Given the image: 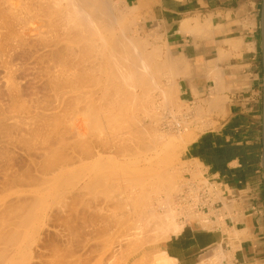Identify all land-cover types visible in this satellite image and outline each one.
Here are the masks:
<instances>
[{
  "label": "rangeland",
  "instance_id": "374dc122",
  "mask_svg": "<svg viewBox=\"0 0 264 264\" xmlns=\"http://www.w3.org/2000/svg\"><path fill=\"white\" fill-rule=\"evenodd\" d=\"M44 1H40V0H30L28 2V0H20V2H21L20 3L19 0H18V2H19L18 3L17 0H0V208L2 209V210L0 209V212L1 213L3 212L5 214L6 212L9 213V211H10L12 213V214L9 213V217L7 215L8 213H6L5 216H4V214H1L0 213L1 214L0 215V219H1L0 221L3 222V223H0V225H1L0 228L3 227V229H4V230L3 229H0V234H1V236H3L6 239V241L8 240V242H6V243H9V241L11 240L10 238H13L12 236L13 235L15 236V233L18 234L20 232L19 229H21L22 233L24 231L23 228L25 227L24 229H26L25 232L23 233L24 234L23 236H22V233H21V235L19 233L13 239L14 242L12 240V241H10L9 244H7V245H11L12 242L15 243V240L18 241V243L12 244L13 245L12 247H14L15 245L18 244L17 246L14 247V250H13V248L11 246H9V247L12 248L11 250L7 246H6L7 247L6 248L5 247V245H6L5 239H3V237L2 238L0 237V241H1L0 242L1 243L0 244L1 245V247H0V253L1 252H5L6 251L5 249H7V252H9L8 251V249H9L11 252L14 253L13 254V253L10 252L9 255H7V252L6 253H2V254H0V256L2 255L0 257V259L3 256H5V255L8 257L7 259L5 258L6 259L5 260L6 262H4L1 259V261H3L4 264L5 263L6 264L7 263L9 264V262L7 260H9L11 256L13 258L12 260H10V263L11 264H94V262L96 261V259H98V261H100V262H101V260L103 261V259L99 260V258H98V256H100L102 254L105 257L108 256V255L111 256V257H109V259L112 258L113 260H115L114 261V264H115L117 261H118V263H120V256L122 255V251H123V249H125V247H123L122 250H119V249L122 246H125L126 245L125 242H127L128 246L127 245L126 246L128 248H129V246H133L134 247V245H138V248L135 246L137 248V250H136L135 247H134L135 249L133 247H131V248H133L132 250H136V253L133 252L135 254H131V256L128 255V257H126L127 256L126 253H127V251L129 252L131 249L130 250L128 248H127L128 250L125 249L126 250V253H125V251H123V256L126 257V259H125L124 257L121 256L123 258V259H121L124 262V263L122 262L123 264H130V263L132 264V260L134 258L136 259V262H134L135 259L133 261L134 264L135 263L136 264H140L143 261L144 262L142 264H147V263L152 264V263H150V261L151 262L154 261L155 264H160L158 260H157L158 263H156L157 262L156 259L152 257V256H154V254H152L150 252V254H152V256H150V254H149L148 255L149 257H148L147 256V253H145V252H149V250H152L153 252H155V254L156 253L160 254L161 248H163V246H164V242L171 235H173V233H170L169 232L168 237L166 239H164L162 242H159L158 240L157 241L155 240V237L154 236H157L159 234L160 230L159 229H158L159 231L157 230L158 234L156 233V230L151 231L153 228H155L156 225L155 224H152L150 222V220H152V222H154V223H156L157 221H153V220H155V218L154 219H150V217L148 216V215H151V214H149L150 213L149 212L150 211V207H151L149 205H151L152 203L155 206L158 205V204L159 205L161 204L160 206H158L160 208L162 206V209H160V211L163 212V213H167L166 212V211H168L167 208H171V205L174 204L172 206L173 208H175V212L173 213V214H175L174 215V218L177 220V222L179 224H181L183 226L186 222H189V221L192 222L193 220L195 221V219H197V220L200 219L201 220L204 217H206V219H207V216L203 213V210H205L207 208V206L210 204L209 202L216 203V200L220 196H222L221 192L219 191L220 192L219 193L218 190H217V192L219 193L218 198H217V194L218 193L216 191H214V193H213V191H211V192L208 191L207 192L206 190H204L205 191L203 193V197L204 198L202 196H200L198 193L202 189V186H204V184H208V186H209V184H211L210 181L208 180L207 177H204L203 176V170L200 167V164H198L197 162H195V164L193 165V167L188 168V167H186V163L182 161V151L185 148V146L182 147V145L186 142L187 136H190L192 134V136L196 137L198 134L202 133L206 129L211 128V125L212 124L208 123L207 118L205 116L207 114H209L210 111H212V110H211V108L205 110V108L202 107V106H199L197 108H193V105H189V104H187V105H180V104L177 103L178 100H177L176 92H175V88H174L175 77L176 76L174 74H172L173 61H172V59L170 57V54L168 53V50L166 48V45L163 42H161L159 34L154 33L153 30L144 28L142 26V24H141V19L139 18V16L137 14H135V12L133 11V9L132 8H128L126 6H123L122 3L119 0H103L104 4L107 5V11H108V13L110 15L113 14L112 16H119V17L121 16L122 17L120 19L121 22L119 21L121 23V25L123 24L122 21L126 20V21H124L125 22L124 25L126 27H130L128 29L129 30H132V32H133V33H131V31L129 32L128 29H127V32H128L127 34L129 36H134L136 38L138 37L137 39H140L139 41L142 43V45L145 48L146 52H150V53L153 52L154 53L153 54V57H152V62L151 63L152 64L154 63V65H156V66L158 65L157 69L159 71H158V76H157V74H155L156 77H155L154 80L157 81V82L155 81L156 82V85L154 83H152L155 86L153 85V87L152 86L151 87H152V89L154 87H157V89L154 88V90H156V91L149 90L148 92H150V96H149L148 92L144 91L145 93H147V95L150 98L152 97V99H151L152 103H150V101H149L150 99H149L148 96H147L148 98L147 97H146V99L144 98V96H145L144 94L145 93L143 94L144 95L143 97H141L140 95H138V96H140L141 98H144L147 102L150 103V104L149 103H145L143 105V108L141 109V111H143V112L146 110L144 113H147V114H144L143 112L141 113V111L139 110L140 108L138 107L139 106L138 103L141 102V100H142L141 98H139V99H141L140 102H139V99H138V101L136 100L137 103L135 104V107L138 108L139 111L136 108H134V111L133 112L130 109L131 110L130 113H132V114H136L137 113L136 116L137 115L141 116V118H140L139 116L136 117L134 115V117H136L135 119H137V118L139 119V121H138L139 126L141 125V127H143V124L145 126H148L150 124V126H149L150 128H147V129H149L151 131V133L153 131L155 132V131L158 130L159 132L157 131L156 132V135L154 133H152V134H154L157 137V139H159V141H160V138H162L161 139L162 142H165L167 140L168 141L169 140H172L175 143V147H174V149L172 150V153H171V155H172L171 156V159L169 160V162L171 163V164L169 163V165H170V167L172 166V168H173V169L171 168V170H173L171 172L173 173L172 175H174V176L170 175V178H167L166 181H167V187H168V183L170 181H173V184L174 185H172V182H171V185L169 184V187L170 188L172 187L171 189H174L176 187V189L172 191L171 189L167 188L170 192L168 191L167 192L168 194H166V193L164 194L163 192H165L166 190L165 191H163V190L165 188H163L160 185V183L159 184L157 183L158 186H155L154 187V184H156V183H154L151 186H152L153 189L158 188L156 190V192L155 191H153L151 193H150V191H149V193L146 192V191L149 190V185H150L149 181L152 182L151 180L156 178L155 175H156V173L158 174V172L162 169L163 163L162 162H161L162 164L159 163V161L157 160L158 158L156 160L154 159L155 161L152 160V163L151 162L149 163L154 168L152 167V169H149L147 167L148 162L146 161V163H145L144 160L142 159L145 156H148V155L150 156V155H153L154 154V150L152 148V145L148 144L149 143V141H148L149 139L147 140L145 138L146 139L145 140L143 138L145 140V141L144 140L143 141L144 142H147L146 143L147 146H145V144H144V147L142 149L141 146H142L143 143L140 144V142L137 141V144H136V142H135L136 139L134 140V138H133V141L136 144L135 145L136 148H135V147L132 146V144L134 145V142L131 140V137L129 136L131 133H129V135H128V132H127V134H125V132H126L125 129H122L121 131L118 132V133L121 132L122 136H121V134L120 135L119 134H116L117 136L118 135L120 136V138L118 136L119 139L117 138V136L115 134H113V136H110L112 134H109L110 131L108 130L109 132H106V136L107 137H103V141L105 140L104 138H107V139L110 138V141L114 139L112 142H109L108 148L111 146L110 147L111 149H113L114 147H115L114 149H116L117 148V144H120L119 146H122L121 144L124 143L125 146H129L128 149L133 148V149H131L133 151V153H129V152H131V150L128 153L126 151L125 154L123 153L124 151H121V153H119L118 150H121V147H120V149H117L116 153L114 152L116 156L114 155V158L113 157L111 158L110 154L113 155L111 152L112 151H115V150L113 149L111 151V149L109 148V150L111 151L110 152V151H108L106 149L107 148L106 147V145H107V139H106V143L104 142L105 143L104 149H106L107 152L104 150L105 153H103L104 155L102 154V156L105 159V165L107 166V169H105L106 166L104 167V164L102 166H100V164L98 166H94V165L91 164L93 166L91 168L93 171H90L91 169L89 167H88V171L89 172L88 171H82L84 168L82 169L79 165L82 166V164L86 163L87 161L89 162L90 160L92 161V159H93V158H90V159H85L84 160L82 158V156L86 152V151H84L86 149V146L90 143V145H91L90 149L91 150L90 149H87V150H90V152L92 151V153H94V152L97 153L99 151V148L101 150V148L103 147V144H104L103 143L102 144V147H101V145H100V143H102L101 142V140H102L101 135L104 132H102V133L99 132L98 133L99 134V137L101 138V140L100 139L98 140V137H97L98 134L97 133H96V137L97 138L95 136L93 137V134L94 133L91 130V128H89L90 125H89L88 128H89V130L92 131L93 134H91L90 131L87 132V130L85 128H87L88 123H87V125H85V120L87 122V119H86L87 117H86V115L84 113V108H83V111H81L82 110L81 105L80 106L79 105L77 106L76 103L74 104V102L76 100L75 101H73V100L76 99L77 97H79L78 94H80V97L83 99V97L81 96L83 94L81 92H83L85 90L88 91L89 89L91 90V92H90L91 95H94L95 94L94 96L96 97V95H98V94L95 93V91L93 92V88L91 89L90 86H88L89 89H86L87 86H86V88L83 87V85H85L86 81L85 82H83V81L82 82L81 81L78 82L77 81V83H79V87H78V84L77 83H76L77 85L74 83L76 81L75 79H77V78H75L74 75L77 74L78 75L77 77L79 78V75L84 71V69H81L76 74H74L75 73V69L76 70L79 69V68H77V66L79 67V64H77V60L79 58H82V60H83V57L85 56V54L81 53L82 50H79V47L80 46H78V44L81 45V43H78L79 40L77 39L78 37H76L77 34L75 33L76 35L74 37V33L72 31L69 32L67 36H69L71 34L74 39L71 36H69V37L66 36V38H70L71 37L72 39L71 38L69 40L68 39H66V40L63 39L64 37H62V34H60V33H62V31L64 32L65 30L68 32V30L67 29L63 30L66 27V25H64L65 24L64 20L62 21V18L58 14L59 8L57 9L58 6H55L56 1L55 0H50L51 2H53L54 5L52 3H51L52 5H51L50 2H48L49 4H47ZM110 1H112V2H110ZM38 2H39V4H38ZM34 3H36L38 6H36ZM41 3H42L43 6L41 5ZM60 3H61L62 6L65 5V1L64 0H62ZM20 5H21V7H20ZM45 5H47V6H45ZM52 6H55V7H53V10L57 9L56 12L59 15V18L61 20L58 19L57 14L55 16L53 15L55 17V19L54 18L52 19V16H51V19L54 20V22H56V24L53 22V24L51 23V25H50L49 24L50 22L49 23L47 22V20H46L47 18H45V20H44V17L45 16L47 17V14H46L47 12H52L51 11ZM111 8L113 9V11H112ZM9 9H11V10L9 11ZM108 9H110L112 11V13ZM40 10L43 11V15L46 14V15H44V17H42V15H41L42 12ZM53 12L56 13L55 11H53ZM118 13H120L122 15H120V14L118 15ZM49 19H48V21H49ZM57 19L62 22L61 23L59 21V23L63 24V26L60 25V27L62 26L61 27L62 29H59L60 27H59V24L57 23L58 21H55ZM127 20H128V22L131 21L130 26H127L126 25V24H129L127 22ZM119 22L117 23V25H115L116 23H114L113 24L114 27L112 26L110 29H108L109 26L106 27V29H108L109 31L107 30L108 32H105L106 31L105 30V26L102 27V24H104L103 21H102L101 22L102 24L101 23L100 24L98 23L103 28L102 32H100V31L99 32L100 33H103L104 32V34H107V33L109 34L110 32L111 33H116L117 31L119 32V28L121 30V25H120ZM46 24L48 25V27H47ZM57 24H58L57 28L58 27L59 28L57 29L55 27L56 28V31H55L54 26H56ZM40 25H41V27H40ZM52 25H54V26H52ZM99 25H97L98 28L100 27ZM119 25H120V27H119ZM131 25H132V27H131ZM52 27L54 28L51 31L53 33H51L49 31V29L51 30ZM100 29L101 28H99V30ZM116 29H117V31H116ZM57 31H59L58 33L60 35L57 33ZM49 32L52 35L47 34ZM56 34H58L59 39H58V37L56 38V36H57ZM51 36L52 37L54 36V37L52 38ZM61 37H62L63 41L60 39ZM96 37H98V36H96ZM47 39H49V40H47ZM52 39H55V40L53 41ZM73 40H75L76 42L75 43H72ZM52 41L54 42V44H52L53 43ZM68 41H71V43H72V46L71 47H73V48H74L75 44L77 45L75 47H77V49H78V51H76V52L77 53L79 52V54H80L79 55V58L77 56L78 54H75L76 53L75 51H73L75 53L70 54V51L73 49V48L71 49V47H69L70 51L67 52L68 54L67 53L64 54V51H65L64 49L66 48V46H65L66 45V42H67L68 45L69 44L71 45V43L68 42ZM55 42H56V45H55ZM60 43H61V45H60ZM46 45H47V47H46ZM51 46H52V49H50ZM64 46H65V48L63 49L62 47H64ZM67 48H66V51H67ZM81 48L82 47H80V49ZM61 49L64 50V51L62 52ZM75 50H76V48H75ZM48 51L54 57L53 56L50 57ZM52 52L54 54H52ZM61 52H62V54L60 55ZM56 53H58V54H56ZM81 54H83V57H82ZM59 55L62 58L61 57L59 58L58 57ZM65 55L69 59H67L65 57ZM70 55H73V56L70 57ZM87 55H88V57L90 56V54H87ZM87 55L84 57V60L83 61H81V59H79L80 60L79 62L80 63L82 62V64L84 66H85L86 63L87 64L89 63L87 61L89 60V58H92V56H93V55H91V57L88 58ZM94 55L95 56H93V58L94 57H98V56H96L97 54L94 53ZM55 57H56L57 61L54 60ZM63 58H64V61H63L64 64L65 63H68L70 61L69 66L72 63H73L72 66H74V64L75 65L77 64L76 65V68L74 69V67L70 66V67H72V69H71L67 65L68 68L66 69V67H65L66 64L64 66L63 63H62L63 64V66H62L63 68H61V66L60 67L57 66L59 64L58 62L61 63ZM66 59H67V61H66ZM94 59H96V58H94ZM52 61H53L54 64H55V61H56V65L55 66H53L54 64L52 65ZM73 61H75V63ZM62 64H59V65H62ZM164 64L168 66V67L166 66L167 69H166V67L164 68ZM80 66H81V64H80ZM84 66H83V68H85ZM153 66H151L150 68H152ZM55 67H57V68H55ZM155 67L152 68L153 71H154V68ZM58 68L60 69V73L59 74H58V72H59V69ZM68 69H70V70H68ZM157 69L155 68V71ZM71 70H72V72L74 71L73 73L71 72L72 74L70 73ZM55 71H58V72H55ZM65 71H67V73L66 74H63V73H65ZM52 73H53V75L55 74L54 77H53V75H51ZM83 73L81 74V77L80 78H82V76L84 75V76H86V77H84V79L86 78V80H87V78H88L87 73L88 72L85 71V73L84 74ZM67 74L68 75H71L70 77H74V79L69 78ZM63 75H66L67 77L64 76V78H62ZM159 75L161 77H159ZM58 77H59V80H58ZM60 77H61V79H60ZM53 78H54V80H53ZM66 78H67V80H69L68 82L71 83V79L74 82L71 83V84H69L68 82H66L67 81ZM156 78H159V79L157 80ZM56 80H58L59 82L57 83ZM49 81H51V83ZM54 81H56V82H54ZM60 81H62V82H60ZM160 81L162 82V84H160L161 83ZM52 82H53V84H52ZM54 83H56V84H54ZM50 84H52V85H50ZM74 84H75V88L76 87L78 88V89H76V91L77 90H80V93L78 91L77 92L75 91V93L73 92L74 91V87H72L71 85H74ZM80 84L82 85L83 88L80 87L81 86ZM63 86H66V87L63 88ZM70 86H71V89H73L72 92L70 91ZM158 86H159V88L161 87L160 88L161 91L164 90L163 88L165 87V92H166L165 94L167 95L168 101L164 98V95H165L164 92L163 93L162 92H159L160 90H159ZM138 89L139 88H137V91H136L137 93H140V91H143L141 89H139L140 90L139 91ZM86 91L83 92V93H85V95L87 93L90 94L89 92L86 93ZM62 92H66V93L63 94ZM156 92H157L158 95H156ZM76 93H78V94L75 95ZM152 94H153V96H152ZM57 95H60L61 98H60V96H57ZM85 95H83V96H85ZM88 96H90V95H88ZM155 96H157V97H155ZM68 97L70 99H68ZM73 97H75V98H73ZM65 98H67L68 101ZM81 98H79V99H81ZM89 98L90 97L85 98L87 100H84V99L83 100L87 102ZM79 99H77V100H79ZM82 99L79 100L80 102L77 101V103L83 104L82 103V101H83ZM71 100H72V102H70V104H68V102L71 101ZM145 100H143V101L146 102ZM154 100H156L157 103ZM64 102L68 104V105L66 104V109H65V106H64L65 105ZM86 102L83 105H86ZM160 102H162V103L164 102L163 103V106H161L162 104ZM72 103H73V106L71 105ZM142 104H140V107H142L141 106ZM83 105H82V107H83ZM222 105L224 106L221 109L223 111V113L227 112L226 111V110H228L227 98H222V100H221V106ZM68 106H72L71 107L72 109L69 108ZM147 106H149V107L147 108ZM158 106H159V108H158ZM78 107L81 108V109L78 110L77 109ZM133 107H134V104H133ZM156 109H157V112H156ZM65 111H66V113H64ZM155 112L158 113V114H156ZM61 113H63L64 115L61 114ZM79 113H81V115ZM82 114H84L85 116L82 115ZM53 115L54 116L57 115L56 118ZM62 115L64 116L63 119L65 118L64 121L62 120ZM71 115L74 116V117H72ZM158 115H159V117L157 118ZM148 116H149V118L152 116L155 119H152V117H151L150 118L151 120H150V119H148ZM67 117H69V118H67ZM70 117H71V119L73 118L72 121H70L72 124L68 122L69 120H71ZM53 118L56 119L55 120L56 123H54L55 121H54ZM57 119H61V120H57ZM81 119H83L84 121L81 120ZM61 121H63V122H61ZM145 121L147 122L146 124H148V125L145 124ZM177 121H179V124H180L179 129L173 128V124L176 123ZM52 122L54 123V125L55 124L56 125L54 126ZM64 122H66V124ZM68 125H70V126L68 127ZM145 126H144V128H145ZM74 128L77 129V131L78 130L79 131L78 132L75 131ZM80 128H82L84 131L82 129H80ZM153 128H154V130H152ZM57 129H59V131ZM123 130H125V131H123ZM67 131L68 132L69 131L70 132L72 131V134H75V136L78 133V136H79V134H80V136L79 137L78 136L75 137L74 135H72L71 133H68ZM73 131H75V132H73ZM129 131L131 132V130H129ZM123 132H124V134H123ZM82 133L84 134L83 135L84 137H87L86 138L87 139L86 141H83L85 139H84V137H81L82 136ZM57 134H59L60 136L63 134L62 137L64 136L65 139H66V141H65V139H62ZM51 135H53V137H51ZM69 135H71V136H69ZM114 135H115V138H114ZM125 135H127L128 137L125 136ZM88 136L89 137L91 136L93 138L90 139ZM124 136L127 137V139L130 138V140L133 143L130 144L131 143L130 140L127 142V139L124 138ZM50 137L54 141L52 139H50ZM54 137L55 138L57 137V138L55 139ZM72 137H73V139H72ZM132 137H133V134H132ZM45 138H46V141H45ZM60 138H61V140H60ZM67 138H69L70 140L67 139ZM76 138L81 141V143H76V146H78L80 148L81 144L84 145V148L85 149L82 148L83 145L81 146V148H82L81 150L84 149L83 150L84 151L83 152L84 154H82V155H80L82 153V152H80L81 151L80 149H79L80 151L77 150L78 148L75 150L74 143L76 141L79 142ZM80 138H83V140H81ZM94 138H96L100 143L97 142V140H95ZM43 139H44V141H43ZM122 139L124 141L126 139V142H123ZM58 140H60V141H58ZM62 140H64L65 142L62 141ZM88 140H89V142H88ZM115 140H116V142L118 141L120 143H118V142L116 143ZM120 140H122V143H121ZM48 141H50V142H48ZM56 142H58V143H56ZM114 142L116 144H114ZM59 143H60V145H59ZM64 143H66L68 146L66 144H65L66 146H63ZM68 143H72V144H70L71 146H69ZM110 143H113L114 144V147ZM126 143L129 144V145H126ZM42 144H44L43 146H45L46 148H43L42 147ZM77 144H79V145H77ZM47 145L52 146V147L55 145L52 149H50L51 151L52 150H55V152L54 151L51 152L49 150V148H51V147H49ZM90 145H88V146H90ZM60 146H63V148L60 147ZM88 146H87V148H88ZM138 146L141 147L142 150L140 149V147H139V149L142 152L141 151L138 152V150H136V149H138ZM64 147L66 148L64 151H67L66 154H65L64 151H62V149H64ZM146 148H149L148 151L145 150ZM46 150H48V151H46ZM56 150H59V151H56ZM59 152L60 153L61 152L64 153L66 155L65 158H69L70 156H73L74 155L73 156L74 159L79 154V157H81L83 160L82 159H79V157L77 159L78 161L77 160H72L73 158L70 157L71 158L70 159V162L71 163H69L70 165H68L67 163L69 162V159L64 160V158H63V160H62L61 157L64 154L61 153V156H59V157L57 156V158H59L62 161V164L65 165L64 166L65 168L64 167L61 168L63 166L61 164V162H60V164L62 166L61 167H58V166H60V164H58V166H57V163L56 162H58V161L55 162L54 159L55 160H58L55 157H56V155ZM48 153L51 154V155H49ZM60 153L58 155H60ZM67 153H68V155H67ZM99 153H100V151H99ZM144 153H145V155H144ZM44 154H46L48 156V158H45L46 156H44ZM53 154H54L55 157H53ZM105 154H109V155H105ZM120 154L122 156L123 155H129V156H123V158H122V156ZM131 154H134L136 156L133 155L134 156L133 157ZM162 155H163V153L160 154V156H162ZM67 156H69V157H67ZM105 156H106V158H105ZM107 156H108V161L110 160L109 157L112 159V160H110V162H109L110 164L109 165H108V163L106 164V162H107L106 161ZM130 156H132V158L135 161ZM83 157L85 158L86 157V154ZM136 157L138 158L139 161H138L137 164L136 163L134 164V162H136V160H137V159H135ZM158 157H159V155H158ZM124 158H125V160H124ZM127 158L128 159H132L133 163L130 162V164H129V162L126 161ZM79 160H81V162H79ZM72 161H74L75 164H73L74 162L72 163ZM113 161L115 163H113ZM124 161H125V163H123ZM156 161H158V163ZM46 162H48V163L50 162L49 165ZM51 162L54 163V164L56 163V165H54L55 167H57V168H55L56 171H55L54 168H52L54 171L51 169V171H53V172H51L49 169H46V168H49L50 167V164H52ZM154 162H155V164H153ZM112 163L115 164V166H112L113 165ZM43 164L45 166H42ZM140 164L144 165L143 169H145V166H146V169L148 168V170H149V171L147 170L148 173H145L144 174V172H147V171L146 170H143L142 169V165H140ZM119 165H120V167H119ZM121 166H123V167H121ZM134 166H137L136 167L137 169L139 167V169L141 171L142 170L143 171L141 172L138 169L140 172L137 171V174H135V170H137V169H135ZM140 166H141V168H140ZM78 167H80V168H78ZM129 167H133V168L130 169ZM155 167H156V169L159 168V170L158 169L156 170ZM95 168L98 171H95ZM98 168L99 169L100 168L101 169H105V170H101L100 169V171H99ZM123 169L124 170L126 169L127 172L126 171L124 172ZM132 169H134V172H133ZM153 169H155L153 172L157 171V172H155V174H153V172H152ZM46 170H47V172H46ZM48 170L51 173H48L49 172ZM121 170H123V171H121ZM131 170H132V173H130V174L132 176H136V177H138L139 179H142V180L144 178V181L142 183V181L140 182V180L137 178L136 179L137 182L139 181L138 185L140 183H142V186L141 187L140 186H135L136 189H138V191H137V193H136L135 196H132L131 198L126 197L128 199H131V201H130L131 203L130 202H127V201L125 202L126 204L128 203L127 206H128V210L129 211L127 210V206L125 207V209H126V211L130 212V214L129 213H125V211H123V212H124V216H126V215H130L131 216V217L129 216L130 217V219H129V218H126L128 216L124 217L121 214H119L120 211H121L122 206L123 205L125 206V204L122 205V203H124L123 196L122 197H121V195L120 196H116V197H119V198L121 197L123 199V200H121V202L119 201L121 198L118 199L119 203H121V207L118 206L120 204H114V203H117L116 202L117 200H115L116 198L114 199V197H115V195L117 193L119 194V192H117V190L119 189V187H118L119 184H120L119 186H121V189L118 190V191H120V194L123 195V193L126 192L127 195H128L129 189L134 185L133 184L134 183L133 180H130L131 179V177H130L131 175L129 174V171H131ZM150 170H151L152 174H151ZM74 171H75V173L73 174ZM77 171L79 172V174H78ZM107 171L110 174H111V172L115 171V174H116V172H118L120 175L123 172V173H125V175L123 174V175L119 176L118 174H116L117 176H119L117 178L119 180V184H117L118 181H117V179H114V178H116V176H114V172L112 173L113 175L109 176V174L107 173ZM85 172H87V173H85ZM92 172L93 173H97L98 176H99V174L100 175H105L107 173L105 175V177H107V178H104V181L106 180L105 183L107 182L106 185L108 184L107 187H106V189L110 185L108 182H112L114 184V187H113V185H110V186L113 187L114 192L116 191L115 192L116 194L113 197V199L115 200V202L113 204L115 206L114 205H113L114 207L110 206V207H112L111 209H109L110 207L108 209L106 208V206L108 205V203H105L107 205H105V208L104 209H103V207L100 204L102 201L104 202L107 199H108V202H109V196L110 195L112 196L114 194L113 191L109 190V189H111V187L108 188L109 192H108V190H107V192L110 193V191H111L113 194L112 193L111 194H108L107 193L108 195L105 194L106 193L105 190L102 192L101 189H105L103 187L96 188V190H101V194H99L100 192L97 191L98 192L97 193L96 190L92 189V190L95 191V192L92 191L93 192L92 193L93 194V197L94 198L97 197V199H93V197H91L92 196L91 194H90V196L89 195L88 196L86 195L88 193H91V191H90L91 188L90 189H86V191H84L85 190V188H84V190H83L84 192L83 191L80 192L78 190L79 189L78 187L84 182V181L82 182V180H85L86 179L85 182H87V178L88 177L91 178V175L90 174H93ZM138 172L140 173V175L142 174L143 176H140L138 174ZM67 173L68 174L69 173L70 174L72 173L73 174V175L71 174L72 177L70 175H68ZM76 174L78 176H76V178H75L74 175H76ZM85 174H87V175H85ZM126 174H128L130 176L127 175V177H126ZM150 174H151V176H148ZM83 175H84V177H83ZM97 175L94 174L92 178H94V176L96 177ZM145 176H148L149 179H151V178L152 179L149 180L148 177H145ZM52 177L54 179H52ZM68 177L70 178V180H69ZM112 177H113V179H114L115 182L112 181L113 180V179H111ZM66 178L68 180H66ZM90 178H88V179L90 180ZM122 178L124 180H125V178L126 179L127 178H130L129 180L133 182V183L131 182L132 183V186L130 185L131 183L129 182L130 183V184H128L129 187H124V186H128L127 185V180L125 182L126 183V185H125V183H123L124 180ZM158 178L159 177H157V179H155V180H158ZM60 179L62 181H64V183H62V182L60 183L59 182ZM77 179H79V180H77ZM147 180H149V181H147ZM155 180H154V182H155ZM116 181H117V183H116ZM74 182H76V183H74ZM145 182H148L149 184L146 185ZM58 183H59V185H58ZM72 183H74V184H72ZM64 184H67V185H64ZM175 184H176V186H175ZM159 185L162 187V189L160 188ZM72 186H74V187H72ZM55 187H58V188H55ZM81 187H82V185H81ZM178 187L179 188L181 187L179 189L180 191H178ZM82 188L80 190H82ZM126 188L127 189L129 188L128 189V192L126 191L127 190ZM145 188H147V190ZM152 188H150V189L153 190ZM141 189H142V191H144L143 189H145L146 191H144V192H146V193L143 194V192L141 191ZM72 190H73V195H75V196H72V194H71ZM74 190H77V192L79 191L81 194L84 193L86 196H84V194L82 196H80L81 194L79 192H78L79 194H76V192H74ZM87 190H89L90 192L89 191L87 192ZM121 190H123V191L121 192ZM59 192H61V193L59 194ZM206 192H207V195L209 194V197H210L208 199V201H204L205 195H206L205 193ZM20 193H21V195H20ZM126 193H124V195H126ZM139 193H140V195H139ZM215 193H216V195H215ZM145 194H147L149 196H146ZM187 194H189V195H187ZM210 194L212 196H214L213 199H212V196ZM35 195L38 197L39 201L42 199V201H40L42 205L39 204L40 203L39 201H38V203L36 202V200H38V199L35 198L36 197ZM76 195H79L80 199L81 198L82 199H81V201L79 199H77V204L79 206H76V205H74V206L79 207V209L76 208V207H74L75 210L73 209L74 210L73 211V210H71V208L73 207V202H76V200L74 201L72 198L73 197L77 198ZM144 195H145V198H144ZM176 195L177 196L179 195V199L177 198ZM40 196L41 197L43 196V198H41ZM137 196H138V198H137ZM175 196H176V198H174ZM192 196L193 197L195 196V197L193 198ZM133 197H135V199ZM172 197L174 199H172ZM91 198L94 201L96 200L94 202L95 203L94 204L95 206H97L96 204H98V202H99V204L101 206L100 208L103 209L100 212V209L98 207L101 216L100 215L98 216L99 212H97L98 211L97 208L92 205L93 204V202H92L93 200H90ZM168 198L170 200H172L173 203L172 202H171V204H170V202L168 203V201H167ZM23 199H25L27 202H25V200L22 201ZM128 199H126V200H128ZM132 199L135 202L134 201L132 202ZM29 200L32 201V202H29ZM33 200H35L34 203H36V204H33ZM111 200L112 199H110V201ZM114 200H112L111 202H113ZM86 201H89V202H86ZM90 201L92 203L91 204H88V205H90L92 207H88L85 204V202L86 203H90ZM138 201L140 203H142V201H143V204L142 205H143V209L144 210L143 209H140L142 206L140 204H138ZM160 201H162V202L165 201L164 203L165 204L167 203L168 204V207H167V204L165 206V204L164 203H160ZM201 201L202 202L204 201V204L202 203L203 206H202V204H200ZM78 202H81L82 205L80 203H78ZM149 202H151V203H149ZM16 203H18V205L20 204V206H17ZM23 203H24V206L25 207L22 206ZM129 203L130 204L134 203V205L133 204L131 205L132 209H131V207H129ZM144 203H145V205H144ZM13 204H15L16 206L14 207ZM102 204L104 205V203H102ZM111 204L109 203V205H111ZM137 204H138V207H136ZM5 205H7V206L5 207ZM10 205H12V207ZM34 205H36L37 211H36V207H35V209L32 208ZM189 205L192 206V207H189ZM80 206H82V209L83 210H85L83 208L84 206H87L89 209L90 208L91 209H90V211H89V209H88V211H83ZM116 206H118V209H116ZM17 207H19L18 209L20 211L17 210ZM87 207H85V208H87ZM184 207H186V208H184ZM187 207H189V208H187ZM6 208L9 209V210L7 211ZM13 208L15 209L14 210L15 213H18V214H15V216H14V213H13ZM22 208H23V210H22ZM29 208H30V210H35L34 212H35L36 215H38V217H36L35 220H33L32 223H30L33 227L30 224H29V226H24V227H23V225L20 226V223H22V222H20L21 220L27 221L26 219H23V217H21L22 218L21 219L20 216H23L24 215L23 213H25V214L27 213L26 212V209H27L28 214H29V212H30V210H28ZM113 208L116 211L119 210V212L117 211L116 213H118V215H121V216H118L117 215L118 217H121L120 220H119V218L115 214L113 215V213L115 212V211L113 212V210H112ZM137 208H138V210L140 209V210H143L144 212L141 211L142 212L141 213L140 210H139V213H134V212H137L138 211V210H136ZM181 208L184 209V210H182ZM5 209H6V211H5ZM10 209H12V210H10ZM77 209H78V211H77ZM146 209L147 210L149 209L148 212H147ZM179 209H181V210H179ZM188 209H189V212L192 209L193 210L192 213H189V212L186 213L188 211ZM109 210H112V211L110 212ZM122 210H124V209H122ZM75 211H77V215H76ZM20 212L22 213L21 215H20ZM79 212L83 215V217H82V215ZM168 212H171V211H168ZM177 212H179V213L177 214ZM181 212H182V215H181ZM183 212H185V213H183ZM196 212H198V213H196ZM78 213L81 216H78L79 215ZM96 213H98V214H96ZM10 214H11V217L12 216H14V217L11 218L10 217ZM28 214H26V215H28ZM131 214L133 215L134 218L132 217ZM16 215H18V216H16ZM26 215H25L24 218H26ZM74 215H76L77 217L74 216ZM105 215L110 216V220H109V217H107L108 220L106 218H104ZM143 215H144V217H142ZM145 216L147 218L149 217L148 218V220L150 222L149 224L150 225L152 224L153 227H151L152 225L150 226L148 223L142 225V223H144V220L146 219ZM3 217H5L7 219L9 218V219L7 220V219H4ZM116 217H117V219H118L117 221L119 223H121V221H124V219H126V220L129 219L127 222H131V221L134 220L133 224L137 223V224H139V226L142 225L141 226V229L142 230L140 232L141 234L144 233L143 227L147 225L146 226L147 228L146 227L145 228H146V230L149 228L148 229L149 230V233H148L149 235H153V233H156V234L153 235L154 239L151 238L152 236H149L151 238V239H149V237H147L148 236L147 231H145L144 235L146 234L147 236L146 235L145 236L143 235V238H142V236L139 234V237L141 236L140 238H142L141 240H143V242L145 241L144 238L146 237V242L141 247L136 242H135V244L133 243L134 244L133 245L132 244V241L130 242L131 239L129 240V238L131 237V235H129V233L131 232V229H129V227H128V226H130V223H128V226H127L126 225L127 222L125 220L124 223H121V225H122V227H121V225L117 221L113 220V221H115L117 223V225L119 226V228L121 227L119 229L117 225L112 224L111 218L112 219H116ZM122 217L124 218L123 220H122ZM139 217H141L142 219L139 220ZM13 218L15 219V221H14ZM16 218L17 219L20 218L21 220H17ZM77 218H79V219H77ZM33 219H34V217H33ZM135 220H137V221L138 220L139 221L142 220V221L141 222H137V221L135 222ZM148 220H147V222H148ZM9 222H10V224H9ZM15 222H17V223H15ZM11 223L13 224V226L11 225ZM23 223L25 225V222L24 221H23ZM145 223H146V220H145ZM133 224H131V225H133ZM208 224L205 225V226L206 227L207 226L210 227L209 225H211L212 223H210L209 225ZM9 225H10V227H9ZM14 225L17 226V228ZM18 225H19V227H18ZM123 225L126 227V229L128 228V230H126ZM202 226H204V225H202ZM6 227H7V230L8 231L5 230ZM14 228H16V229L14 230ZM35 228H36V232H35ZM150 228H152V229L150 230ZM9 229L11 231H9ZM121 229L123 231L125 229V232L123 233V231ZM155 229H157V228H155ZM32 230H34L35 233L32 232ZM114 230H115V232H114ZM117 230H119V231L117 232ZM3 231L6 232V233H4ZM14 231H16V232L13 233ZM28 231H31L32 233L31 232H28ZM126 231H127V233H126ZM8 232H10L9 234L11 236V237L9 236V239H8V236L5 237L6 235H9ZM27 233H29V234L26 235ZM117 233H119L118 235H120L119 236L120 238L119 237H115V235L117 236ZM120 233H122L124 235L126 234V235L124 236V235H122ZM160 234H161V232H160ZM19 235L22 236V237H20L21 239H23V237H24L25 240L24 239L23 240H17V238H18ZM113 235L116 238V241L119 238L118 241L120 243L122 241V243L124 245H122V243L121 244H118L119 242H116V244L121 245V246L120 247L119 246L115 247L116 244H115V242L113 243L114 240H112L113 238H111V237H113ZM121 235L123 237H121ZM126 236H128L129 238H127ZM27 237H28V239H27ZM157 237H156V239H157ZM20 238H18V239H20ZM32 238H33V240H32ZM30 239H31L32 242L30 241ZM111 240H112V242H111ZM123 240H124V242H123ZM147 240H150L151 242H149ZM153 240H155V242ZM105 241H106V243H105ZM25 242L27 244L26 245L27 248L25 247ZM128 242H130V243H128ZM2 243H4V244H2ZM104 243H105V246H104ZM22 244H24V246H22ZM29 245H30V247H29ZM113 245H114V247H112ZM21 246L24 247V248H22ZM28 247L30 249H28ZM101 247L105 248V250H103V248H101ZM2 249H4V250L1 251ZM16 249H17V251L15 252ZM24 249H25V254L27 253V256L24 254V251H23ZM27 249H28V252L26 251ZM112 249L115 250V251H113V253H112ZM21 250H22V253L20 252ZM115 252L116 253H121V255L119 254L120 255L119 256ZM142 252H144L145 254L142 253ZM110 253H112V254H110ZM114 253L117 256H119V257H117ZM124 253H125L126 256L124 255ZM3 254H5V255H3ZM141 254L144 255L143 256V259L144 260L142 259V257H141L142 261L137 260V258L140 259L139 258V255H141ZM18 255H20L21 257L18 256ZM22 255H24V256H22ZM113 255L116 257V259H115V257L113 258ZM145 255H146V257H148L147 260H146ZM104 256H102V258H104ZM158 256L159 255H157L156 257L158 258ZM151 257L153 259H155V260H153V261H152V259L150 260L149 258H151ZM217 257H219V256H214V258L212 257V258H210L208 260H205V261H203L201 263L202 264H218L219 262L217 263V261H219V258H217ZM23 258H25V259H23ZM100 258H101V256H100ZM215 258H217L218 260L215 259ZM106 259H108V258L106 257ZM109 259L108 260H105L106 263H105V261H104V263L105 264H107V263L108 264H110V263L112 264L113 261H111V259H110V261H111L110 262ZM158 259H160V256H159ZM14 260L15 261L17 260V261L15 262ZM148 260H149V262H148ZM11 261H13V263ZM98 261H96V264H97ZM100 262H98V263H100ZM145 262H147V263H145ZM3 263L1 262L0 264H3ZM122 263H120V264H122ZM102 264H103V262H102ZM166 264H174V262H168V261H166Z\"/></svg>",
  "mask_w": 264,
  "mask_h": 264
},
{
  "label": "crops",
  "instance_id": "0c3cea01",
  "mask_svg": "<svg viewBox=\"0 0 264 264\" xmlns=\"http://www.w3.org/2000/svg\"><path fill=\"white\" fill-rule=\"evenodd\" d=\"M119 1L166 45L178 104L206 110L216 97L228 103L225 113L209 104L211 128L182 151L186 167L200 164L221 191L220 200L203 210L212 224L186 222L164 242V251L174 264H200L215 255L219 264H264L261 0Z\"/></svg>",
  "mask_w": 264,
  "mask_h": 264
},
{
  "label": "bare ground",
  "instance_id": "6f19581e",
  "mask_svg": "<svg viewBox=\"0 0 264 264\" xmlns=\"http://www.w3.org/2000/svg\"><path fill=\"white\" fill-rule=\"evenodd\" d=\"M30 0H28V2H29ZM40 1H44V0H40ZM56 1V3H55V6H58L57 7V9L59 8V10H58V14L60 15V17L62 18V21L64 20V22H65V24L64 25H66V27L63 29V30H65V29H67L68 30V32L66 31H62V33H60V34H62V37H64L63 39H70L71 37H72V35L70 34L69 36H71L70 38H66V36L68 35V33L69 32H73L74 33V37H75V35H76V37H78L77 39L79 40V42L78 43H81V45L80 44H78V46H80V47H82L81 49H80V47H79V50H82V52L81 53H83V54H85V56L87 55V54H90V56L89 57H91V55H93V56H95L94 55V53L95 54H97L96 56H98V57H94V58H96V59H94L93 58V56H92V58H89L88 57V55H87V57L89 58V60L87 61V62H89L88 64L86 63L85 64V66L82 64V62L80 63L79 61V59H81V61H83L84 60V57H83V54H81L82 55V57H83V60H82V58H79V52L77 53L76 51H78V49H77V47H75V46H77L76 44H75V46H74V48L73 47H71L72 46V43H75L76 41L75 40H73V42L71 43V41H68V42H70L71 43V45L69 46L68 44H67V42H66V48H67V51H66V48H65V46L64 47H62L64 50H62V52L64 51V54H66L67 52H69L70 51V49H69V47H71V51H70V54H72V53H75V54H78L77 56H78V60H77V64H79V67L77 66V68H79L78 70H76L75 68H76V65L74 64V66H72L73 65V63L70 65V66H72V67H74V69H75V73L74 74H76L79 70H81V69H84V73H85V71H87L88 73H87V75H88V78H87V80H86V78L84 79V77H86V76H82V78H80L81 77V74L83 73L82 71V73L79 75V78L77 77L78 75L76 74V75H74L75 76V78H77V79H75L76 81L74 82L72 79H74V77H70L71 75H68V77L69 78H72L71 79V83H77V81L79 82V81H83V82H85L86 81V83H85V85H83V87H85L86 88V86H87V88L86 89H89L88 88V86H90L91 87V89L93 88V92L95 91V93H97L98 95H96V97L94 96V95H91V90L89 91H86V93L87 92H89L90 94H86L85 95V93H83V92H85V91H83V92H81L83 95H85V96H83V95H81L82 97H83V99L84 100H87V99H85V98H88V97H90L89 99H88V101L86 102V101H84L81 97H80V94H78V93H76L75 95H77L78 94V96L79 97H77L76 99H74L73 101H75L74 102V104L76 103V105L78 106H80L81 105V108H82V110L81 111H83V108H84V113H85V115H86V119H87V122H86V120H85V125H87V123H88V126H87V128L89 127V125H90V127L89 128H91V130L93 131V133H92V131L91 130H89V128L87 129V128H85L86 130H87V132L88 131H90V133L91 134H93V137L95 136L96 137V133L98 134L99 132H104V133H102V135H101V138H102V140H101V138L99 137V134H98V140L100 139L101 140V142L102 143H100L96 138H94L95 140H97V142H99L100 143V145H101V147H102V144L105 142L106 143V139L107 138H104L105 140L103 141V137H107L106 136V132H109V134H112V135H110V136H113V134H121V132L120 133H118L119 131H121L122 129H125L126 130V132H125V134H127V132H128V135H129V133H131L129 136L131 137V140L133 141V138H134V140H135V142H136V144H137V141H139L140 142V144L141 143H143L142 144V149H143V147H144V144H145V146H147V142H144L146 139L149 141V143L148 144H150V145H152V148H153V150H154V154L153 155H148V156H145V157H141L143 160H144V162L146 163V161L148 162V164L151 162L152 163V160H156L157 158V160L159 161V163H163V166H162V169L158 172V174L156 173V178L155 179H157V177H159L158 178V180H155V179H149V177L148 176H151V174H152V172L156 169V167H155V169H153L152 170V172H151V170H150V172H151V174L150 175H148V176H145V177H148V179L149 180H151L152 182H150L149 180H147V181H149V183H150V185H149V190L148 191H146L147 190V188H145V189H143L144 191H146L147 193H149V191H150V193L151 192H153V191H155L156 192V190L158 189V188H156V189H153L152 188V186L151 185H153L154 183H160V185L163 187V188H165L163 191H165V192H163L164 194L166 193V194H168L167 192L169 191L167 188H169V189H171L170 187H169V184L171 185V182H172V185H174L173 184V181H168L169 183H168V187H167V181H166V179L167 178H170V175H172L173 173L171 172V171H173V170H171V168H172V166L170 167V165H169V160L171 159V153H172V150L174 149V147H175V143L172 141V140H167V141H165V142H162L161 141V139L162 138H160V141H159V139H157V137L155 136L156 135V132L158 131H153L152 133H154V134H152L151 133V131L149 130V129H147V128H150L149 126H150V124L148 125V124H146L147 122L145 121V124L146 125H148V126H145L143 123V127H141V125L139 126V123H138V121H139V119L137 118V119H135L137 116H139V115H137L136 116V114H132V113H130L131 112V110H132V112L134 111V108H136L135 107V104L137 103V101H138V99L139 98H141V97H143L144 95V98L146 99V97L148 96L147 95V93H145L144 91H146V92H148L149 90H154V88L155 89H157V87H154L153 89H152V87H153V85L155 84L156 85V80H154L155 79V77H156V75L155 74H157V76H158V69H157V67H158V65L156 66V65H154V63L152 64L151 62H152V57H153V52H146V50H145V48L143 47V45H142V43L139 41L140 39H137L136 37H134V36H129L127 33V29L128 28H130V27H126L125 25H124V21H126V20H124V21H122L123 22V24L121 25V21H120V19L122 18L121 16L119 17V16H112V15H110L109 13H108V11H107V5H105L104 4V2H103V0L101 1V0H64L65 1V5L64 6H62L61 5V1L62 0H55ZM54 1V2H55ZM17 2H18V0H17ZM19 2H20V0H19ZM18 2V3H19ZM34 2V1H33ZM36 2V1H35ZM45 3H47V4H49L48 2H50V4L52 3L53 4V2H51L50 0H45L44 1ZM110 2H112V1H110ZM17 3V4H18ZM21 3V2H20ZM25 4V3H24ZM36 6H38L36 3H34ZM38 4H39V2H38ZM51 4V5H52ZM22 5V4H21ZM21 5H20V7H21ZM27 5V4H26ZM41 5H42V3H41ZM54 5V4H53ZM112 5V4H111ZM18 6V5H17ZM23 6V5H22ZM29 6V5H28ZM43 6V5H42ZM41 6V7H42ZM45 6H47V5H45ZM55 6H52V9H51V11L52 12H47L46 14H47V17L45 16L44 17V15H46V14H44L43 15V11H41L42 12V17H44V20H45V18H47L46 20H47V22L51 25V23L53 24V22H54V20H52L53 18L55 19V15L57 14V12H56V10L57 9H55V10H53V7H55ZM110 6V5H109ZM19 7V6H18ZM33 7V6H32ZM40 7V8H41ZM27 8V7H26ZM43 8V7H42ZM41 8V9H42ZM46 8V7H45ZM110 8V7H109ZM112 9V8H111ZM11 9H9V11H10ZM108 10H110V9H108ZM53 11H55L56 13H54ZM111 11V10H110ZM112 11H113V9H112ZM112 11H111V13H112ZM115 11V10H114ZM118 11V10H117ZM116 12V11H115ZM120 12V11H119ZM45 13V12H44ZM51 15H50V14ZM54 13V14H53ZM117 13V12H116ZM57 14V17H58V19H60L59 18V15ZM120 13H118V15H119ZM49 15V16H48ZM54 15V16H53ZM116 15V14H115ZM120 15H122V14H120ZM51 16H52V19H51ZM56 17V18H57ZM50 18V19H49ZM48 19H49V21H48ZM55 20V21H58L57 23L59 24V27H60V25H62L63 26V24H61L62 22L60 21V20ZM51 20V21H50ZM41 21V20H40ZM59 21L61 22V23H59ZM103 21V23L104 24H102L101 22ZM120 21V22H119ZM63 22V23H64ZM120 23V25H121V30H120V28H119V32L117 31V29H116V33H107V34H104V32L103 33H100V32H102V30H103V28L102 27H104L105 26V32H108L109 30L108 29H110L112 26L114 27V23H116L115 25H117V23ZM127 22H128V20H127ZM195 22H197V20L195 19ZM47 23V24H48ZM55 24H56V22H54ZM101 23L102 24V27H101V25H99V24ZM129 24H126L127 26H130V23H131V21L130 22H128ZM133 23V22H132ZM46 24V25H47ZM54 24V25H55ZM58 24L56 25V26H54V25H52V26H54V28L56 27L57 28V26H58ZM49 25V26H50ZM97 25H99L100 27L99 28H101L100 30H99V28H98V26ZM120 25H119V27H120ZM189 25V24H188ZM61 26V27H62ZM109 26V27H108ZM40 27H41V25H40ZM47 27H48V25H47ZM58 27V28H59ZM59 28V29H62V28ZM106 27H108V29H106ZM131 27H132V25H131ZM194 27H195V25H194ZM50 28V27H49ZM48 28V29H49ZM53 27H52V29L50 30L49 29V31L51 32L53 29H54ZM56 28H55V31H56ZM57 28V29H58ZM116 28V27H115ZM47 29V30H48ZM113 29V28H112ZM132 29V28H131ZM108 30V31H107ZM60 31V30H59ZM59 31H57V33L59 32ZM100 31V32H99ZM112 31V30H111ZM115 31V30H114ZM128 31L130 32L131 31V33H133L132 32V30H129L128 29ZM47 33V34H50V35H52L51 33H53V32H51V33ZM56 33V32H55ZM76 33V34H75ZM130 33V34H131ZM59 34V33H58ZM58 34H56L57 36H56V38L58 37ZM59 34V35H60ZM49 35V36H50ZM98 36V37H96V36ZM132 35V34H131ZM69 36H67V37H69ZM52 37V36H51ZM50 37V38H51ZM54 37V36H53ZM52 37V38H53ZM62 37L60 38L62 41H63V39H62ZM73 38V37H72ZM71 38V39H72ZM58 39H59V37H58ZM57 39V40H58ZM74 39V38H73ZM76 39V40H77ZM47 40H49V39H47ZM53 41L55 40V39H52ZM56 40V41H57ZM64 40V41H65ZM51 41V40H50ZM49 41V42H50ZM52 41V42H53ZM48 42V41H47ZM58 43V42H57ZM48 44V43H47ZM51 44V43H50ZM52 44H54V42L52 43ZM63 44V43H62ZM55 45H56V42H55ZM60 45H61V43H60ZM68 45V46H67ZM50 46V45H49ZM46 47H47V45H46ZM57 47V46H56ZM55 48V47H54ZM75 48H76V50H75ZM49 49V48H48ZM50 49H52V46H51V48ZM49 49V50H50ZM56 49V48H55ZM54 49V50H55ZM53 50V51H54ZM51 51V50H50ZM59 51V50H58ZM57 51V52H58ZM73 51H75V52H73ZM62 52L60 53V55L62 54ZM48 53H49V51H48ZM52 54H54L53 52H52ZM56 54H58V53H56ZM68 54V53H67ZM49 55H50V57L51 56H53V55H51V53H49ZM58 56L59 58L61 57V56ZM56 56V55H55ZM73 55H70V57H72ZM54 57V56H53ZM65 57H66V55H65ZM75 57V56H74ZM81 57V56H80ZM86 57V58H87ZM62 58V57H61ZM67 58V57H66ZM99 58V59H98ZM54 59V58H53ZM67 59H69V58H67ZM67 59H66V61H67ZM73 59V58H72ZM91 59V60H90ZM54 60H56L57 61V59H56V57H55V59ZM86 60V59H85ZM56 61H55V64L53 63V61H52V65L53 66H55L56 65ZM63 61H64V58L62 59V62L60 63V62H58L59 64H62L63 63ZM72 62V61H71ZM74 63H75V61H73ZM69 63H70V61L68 62V63H65L66 64V66H65V64H64V66L66 67V69L68 68V66H69ZM167 63V62H166ZM57 65V66H61V68H63L62 66H63V64L62 65ZM80 64H81V66H80ZM51 65V64H50ZM68 65V66H67ZM154 65V66H153ZM69 66V67H70ZM83 66L85 67V68H83ZM151 66H153V67H155L157 70L155 71V68H154V71L152 70V68H150ZM167 65H165L164 64V68L166 67ZM72 67H70L71 69H72ZM81 67V68H80ZM168 67V66H167ZM167 67H166V69H167ZM55 68H57V67H55ZM54 69V68H53ZM59 69V68H58ZM57 69V70H58ZM86 69V70H85ZM56 70V69H55ZM62 70V69H61ZM68 70H70V69H68ZM55 72H58V71H55ZM54 72V73H55ZM63 72V71H62ZM72 72V70L70 71V73ZM74 72V71H73ZM72 72V73H73ZM50 73V72H49ZM60 73V69H59V72H58V74ZM67 73V71H65V73H63V74H66ZM71 73V74H72ZM83 73V74H84ZM62 74V73H61ZM60 74V75H61ZM160 74V73H159ZM51 75H53V73L51 74ZM55 75V74H54ZM54 75H53V77H54ZM59 75V76H60ZM64 76H66V75H63V77L62 78H64ZM67 77V76H66ZM159 77H161L160 75H159ZM57 78V77H56ZM68 78V79H69ZM60 79H61V77H60ZM79 79V80H78ZM82 79V80H81ZM157 80L159 79V78H156ZM53 80H54V78H53ZM52 80V81H53ZM58 80H59V77H58ZM58 80H56L57 81V83L59 82ZM64 80V79H63ZM62 80V81H63ZM66 80H67V78H66ZM56 81H54V82H56ZM62 81H60V82H62ZM69 80H67L66 82H68ZM156 81V82H155ZM50 83H51V81H49ZM64 82V81H63ZM161 82V81H160ZM69 84H71L70 82H68ZM152 83H154V84H152ZM159 83V82H158ZM52 84H53V82H52ZM52 84H50V85H52ZM54 84H56V83H54ZM60 84V83H59ZM75 84L74 85H71L72 87H74V93H75V91H76V89H78L77 87L75 88ZM78 84V87H79V83H77ZM76 84V85H77ZM88 84V85H87ZM160 84H162V82L160 83ZM81 85V84H80ZM154 85V86H155ZM223 85V84H222ZM69 86V85H68ZM67 86V87H68ZM71 86H70V91L72 92V90L73 89H71ZM152 86V87H151ZM64 87H66V86H63V88ZM80 87H82V85L80 86ZM82 87V88H83ZM137 88H139V89H141V90H143V91H140L139 89V91H140V93H137L136 91H137ZM158 88H159V86H158ZM161 88V87H160ZM160 88H159V90H160ZM221 88H222V86H221ZM224 88H225V86H224ZM228 88V87H227ZM66 89V88H65ZM68 89V88H67ZM164 90H160L159 92H164V94L166 93L165 92V87L163 88ZM69 90V89H68ZM84 90V89H83ZM60 91V90H59ZM79 93H80V90H77ZM76 91V92H77ZM154 91H156V90H154ZM152 92V91H151ZM63 94L64 93H66V92H62ZM145 93V94H144ZM58 94V93H57ZM61 94V93H60ZM62 94V95H63ZM144 94V95H143ZM148 94H149V96H150V92H148ZM154 94V93H153ZM153 94H152V96H153ZM161 94V93H160ZM67 95V94H66ZM72 95V94H71ZM74 95V94H73ZM88 95H90V96H88ZM138 95H140V96H138ZM155 95V94H154ZM156 95H158L157 94V92H156ZM57 96H60V95H57ZM68 96V95H67ZM66 96V97H67ZM148 96V97H149ZM161 96V95H160ZM166 96V97H165ZM65 97V96H64ZM76 97V96H75ZM75 97H73V98H75ZM147 97V98H148ZM155 97H157V96H155ZM60 98H61V96H60ZM79 98H81L83 101H82V103L84 104L85 102H86V105H83V104H79V103H77V101H79V100H81V99H79ZM144 98H141V99H139V102H140V100H141V102L140 103H138L139 104V110L141 111V109L143 108V105L145 104V103H149V102H147ZM164 98L168 101V99H167V95L165 94L164 95ZM65 99H67V98H65ZM68 99H70L69 97H68ZM68 99H67V101H68ZM77 99H79V100H77ZM149 101H150V103H152V101H151V99H152V97L150 98L149 97ZM59 100V99H58ZM62 100V99H61ZM137 100V101H136ZM143 100H145L146 102H144ZM164 100V99H163ZM162 100V101H163ZM221 100H222V98H220L219 97V99H218V97H216L215 99H212V100H210V102L208 103V106H210L209 104H211L212 106H214V109H215V107H217V108H221L222 109V107H224L223 105L221 106ZM66 101V102H67ZM154 101H156V100H154ZM211 101H212V103H211ZM70 102H72V100L71 101H69L68 102V104H70ZM80 102V101H79ZM165 102V101H164ZM163 102V103H164ZM65 103V102H64ZM143 103V104H142ZM149 103V104H150ZM156 103H157V101H156ZM159 103V102H158ZM162 105L161 106H163V103L162 102H160ZM66 104L67 103H65V109H66ZM67 104V105H68ZM133 104H134V107H133ZM140 104H142L141 106L142 107H140ZM72 106H73V103L71 104ZM75 105V106H76ZM82 105H83V107H82ZM155 105V104H154ZM190 105V104H189ZM72 106H68L69 108H71ZM207 106V105H206ZM208 106H207V109H209L208 108ZM212 106L210 107L211 109H212ZM132 107V108H131ZM149 106H147V108H148ZM155 107V106H154ZM81 108H77L78 110H80ZM146 108V109H147ZM151 108V107H150ZM149 108V109H150ZM158 108H159V106H158ZM72 109V108H71ZM76 109V110H77ZM131 109V110H130ZM137 110H138V108H136ZM135 109V110H136ZM155 109V108H154ZM221 109H219V111L221 110ZM138 110V111H139ZM217 110V109H216ZM80 111V112H81ZM146 111V110H145ZM144 111V112H145ZM152 111V110H151ZM143 111H141V113H142ZM143 112V113H144ZM149 112V111H148ZM154 112V111H153ZM156 112H157V109H156ZM155 112V113H156ZM64 113H66V111L64 112ZM152 113V112H151ZM61 114H63V113H61ZM68 114V113H67ZM70 114V113H69ZM80 115H81V113H79ZM144 114H147V113H144ZM156 114H158V113H156ZM58 115V114H57ZM56 115V116H57ZM64 115V114H63ZM62 115V120L64 121L65 120V118L63 119V116ZM66 115V114H65ZM73 115V114H72ZM71 115V116H72ZM82 115H84V114H82ZM84 115V116H85ZM134 115L136 116V117H134ZM153 115V114H152ZM54 116V115H53ZM56 116H54L55 118H56ZM72 117H74V116H72ZM140 118H141V116H139ZM152 117V116H151ZM150 117V118H151ZM159 117V115L157 116V118ZM52 118V117H51ZM59 118V117H58ZM61 118V117H60ZM67 118H69V117H67ZM66 118V119H67ZM149 118V116H148V119H150ZM156 118V119H157ZM54 119V118H53ZM70 119H71V117H70ZM73 119V118H72ZM72 119L71 120H69L68 122L69 123H71L70 121H72ZM152 119H155V118H153L152 117ZM56 119H54V121H55ZM57 120H61V119H57ZM76 120V119H75ZM81 120H83V119H81ZM142 120V119H141ZM151 120V119H150ZM53 121V120H52ZM63 121H61V122H63ZM80 121V120H79ZM84 121V120H83ZM143 121V120H142ZM155 121V120H154ZM167 121V120H166ZM58 122V121H57ZM67 122V123H68ZM156 122V121H155ZM53 123V122H52ZM54 123H56V121L54 122ZM54 123H53V125H54ZM65 124H66V122H64ZM75 123V122H74ZM78 123V122H77ZM72 124V123H71ZM138 124V125H137ZM168 124V123H167ZM56 125V124H55ZM54 125V126H55ZM58 125V124H57ZM67 126V125H66ZM70 125H68V127H69ZM73 126V125H72ZM71 126V127H72ZM77 126V125H76ZM79 126V125H78ZM144 126H145V128H144ZM152 126V125H151ZM74 127V126H73ZM58 128V127H57ZM84 128V127H83ZM152 128V127H151ZM61 129V128H60ZM70 129V128H69ZM75 129V128H74ZM73 129V130H74ZM80 129H82V128H80ZM128 129V130H127ZM158 129V128H157ZM58 131H59V129H57ZM71 130V129H70ZM83 130V129H82ZM109 130V131H108ZM125 130H123V131H125ZM129 130H131V132L129 131ZM152 130H154V128L152 129ZM156 130V129H155ZM57 131V132H58ZM75 131H77V129H75ZM75 131H73V132H75ZM79 131V130H78ZM77 131V132H78ZM84 131V130H83ZM68 132V131H67ZM81 132V131H80ZM86 132V131H85ZM159 132V131H158ZM192 132V131H191ZM62 133V132H61ZM60 133V134H61ZM68 133H71L72 134V131L70 132H68ZM56 134V133H55ZM89 134V133H88ZM90 134V135H91ZM123 134H124V132H123ZM132 134H133V137H132ZM58 136H60L59 134H57ZM56 135V136H57ZM63 135V134H62ZM62 135L60 136L62 139H65V137L63 138L62 137ZM72 135H74L75 136V134H72ZM84 134L82 133V136L81 137H84L83 136ZM105 135V136H104ZM115 135H114V138H115ZM118 135V136H119ZM188 135V134H187ZM48 136V135H47ZM50 136V135H49ZM55 136V135H54ZM69 136H71V135H69ZM73 136V137H74ZM78 136V133H77V135L75 136V137H77ZM79 136H80V134H79ZM78 136V137H79ZM92 136V135H91ZM89 137L90 139H92L93 137ZM117 136V135H116ZM118 136H117V138H118ZM121 136H122V134H121ZM125 136H127V135H125ZM124 136V138H126L127 139V137H125ZM196 136V135H195ZM51 137H53V135H51ZM50 137V139H52ZM73 137H72V139H73ZM136 137V138H135ZM55 138V137H54ZM57 138V137H56ZM55 138V139H56ZM61 138H60V140H61ZM70 138V137H69ZM69 138H67V139H69ZM87 137H84V139L85 140H83V138H80L81 140H83V141H86L87 139H86ZM109 138V137H108ZM112 138V137H111ZM119 138H120V136H119ZM118 138V139H119ZM123 138V139H124ZM145 140H144V139ZM77 139V138H76ZM122 139V140H123ZM126 139H125V141L123 140V142H126ZM195 139V137L194 136H192V134L190 135V136H187V140H186V142L182 145V147H186V145L187 144H189L190 142H192L193 140ZM48 140V139H47ZM53 140V139H52ZM60 140H58V141H60ZM70 140V139H69ZM75 140V139H74ZM79 142H73L74 143V145H75V150L77 149V150H81L82 148H84V145L83 144H81V146H82V148H81V146H80V148L78 147V146H76V143H81V141L79 140V139H77ZM114 140V139H113ZM113 140H111L110 141V138L109 139H107V145H106V149L108 150V151H110L109 150V148L111 147H109L108 148V144H109V142H112ZM117 140V139H116ZM116 140H115V142H116ZM122 140H120L121 141V143H122ZM130 140V138L129 139H127V142ZM130 140V144H132L133 142ZM144 140V141H143ZM43 141H44V139H43ZM45 141H46V138H45ZM54 141V140H53ZM57 141V140H56ZM62 141H64V140H62ZM61 141V142H62ZM65 141H66V139H65ZM64 141V142H65ZM73 141V140H72ZM48 142H50V141H48ZM88 142H89V140H88ZM114 142V144H116ZM135 142H134V145L132 144V146L133 147H135L136 148V144H135ZM56 143H58V142H56ZM105 143L103 144V147L101 148V150H100V148H99V151H100V153H99V151L97 152V153H92V151L90 152V147H91V145H90V143L88 144V145H90V146H88V148H87V146H86V149L84 150V151H86L85 152V154H86V157L84 158L83 156L85 155L83 152V150H79L80 152H82L80 155H82V154H84L83 156H82V158L85 160V159H90V158H93L92 159V161L90 160L89 162L87 161L86 163H84V164H82V166L81 165H79L83 170L82 171H88V167L91 169L93 166L92 165H94V166H98L99 164H100V166H102L103 164H104V167L106 166L105 165V159H104V157L102 156V154L103 153H105V151H106V149H104V145H105ZM118 143H120V142H118ZM52 144V143H51ZM55 144V143H54ZM66 143H64V145L63 146H66L65 145ZM69 144V146H71L70 144H72V143H68ZM110 144H112L113 145V147H114V144L113 143H110ZM124 143H122L121 145L122 146H119L120 144H117V148L116 149H114L115 151H112L113 149H111V153L113 154V155H111L110 154V156H111V158L113 157L114 158V155H115V153H116V151H117V149H120V147H121V150H118V152L119 153H121V151H124L123 153L125 154V152L127 151V153L131 150V149H133V148H131V149H128V147L129 146H125V144L123 145ZM139 144V143H138ZM44 144H42V147L43 148H46L45 146H43ZM46 145V144H45ZM56 145V144H55ZM54 145V146H55ZM59 145H60V143H59ZM77 145H79V144H77ZM126 145H129V144H127L126 143ZM47 146H49V145H47ZM53 146V147H54ZM57 146V145H56ZM63 146H60V147H62L63 148ZM68 146V145H67ZM131 146V145H130ZM140 146H138V149H136V150H138V152H140L142 149H141V147ZM49 147H51V148H49V150L50 149H52L53 147L52 146H49ZM59 147V146H58ZM73 147V146H72ZM119 147V148H118ZM139 147H140V149H139ZM68 148V147H67ZM74 148V147H73ZM150 148V147H149ZM149 148H146L145 150H147L148 151V149ZM57 149V148H56ZM60 149V148H59ZM66 148L64 147V149H62V151H64ZM87 149H90V150H87ZM128 149V150H127ZM43 150V149H42ZM105 150V151H104ZM152 150V149H151ZM45 151V150H44ZM46 151H48V150H46ZM51 151V150H50ZM52 151H54L55 152V150H52ZM51 151V152H52ZM56 151H59V150H56ZM104 151V152H103ZM65 152V154H66V152L67 151H64ZM107 152V151H106ZM115 152V153H114ZM117 152V153H118ZM142 152V151H141ZM144 152V151H143ZM146 152V151H145ZM47 153V152H46ZM60 153V152H59ZM58 153V154H59ZM62 153V152H61ZM61 153H60V155H58L57 153V155H56V157L54 156V154H53V157H55L56 159H58V160H55L54 159V161L56 162V161H58V162H56L57 163V166H58V164H60V162H61V164H62V161L59 159V158H57V156L59 157V156H61ZM129 153H133V151L131 150V152H129ZM135 153V152H134ZM161 153H163V155L162 156H160V154ZM49 154V153H48ZM62 154H64V153H62ZM64 154V155H65ZM140 154V153H139ZM142 154V153H141ZM49 155H51V154H49ZM63 155V156H64ZM67 155H68V153H67ZM70 155V154H69ZM104 155V154H103ZM105 155H109V154H105ZM121 155V154H120ZM119 155V156H120ZM132 156L134 155V154H131ZM144 155H145V153H144ZM158 155H159V157H158ZM44 156H46L45 158H48V156L46 155V154H44ZM61 157V159L63 160V158H64V160H66V159H69V162L67 163L68 165H70L69 163H71L70 162V159L71 158H73L72 160H77L78 159V157H79V154H78V156H76L75 157V159H74V155L73 156H67V157H69V158H65L66 157V155L64 156V157ZM116 156V155H115ZM118 156V155H117ZM122 156V155H121ZM123 156H129V155H123ZM123 156H122V158H123ZM132 156H130L131 158H132ZM134 156H136V155H134ZM133 156V157H134ZM52 157V156H51ZM81 157H79V159H82ZM105 158H106V156H105ZM110 157H109V159L110 160H112ZM140 158V159H141ZM53 159V158H52ZM82 159V160H83ZM104 159V160H103ZM117 159V158H116ZM133 159V158H132ZM132 159H128L127 158V160L126 161H128L129 162V164H130V162H132L133 163V161H132ZM135 159H137L136 160V162H134V164L136 163H138V158L136 157ZM51 160V159H50ZM60 160V161H59ZM110 160L108 161V156H107V159H106V164L108 163V165L110 164L109 162H110ZM120 160V159H119ZM124 160H125V158H124ZM134 160V159H133ZM154 160V161H155ZM53 161V162H54ZM78 161V160H77ZM104 161V162H103ZM135 161V160H134ZM158 161H156L157 163H158ZM65 162V161H64ZM74 161H72V163H73ZM79 162H81V160H79ZM84 162V161H83ZM141 162V161H140ZM139 162V163H140ZM143 162V161H142ZM48 165H49V163L48 162H46ZM52 163V162H51ZM56 163L54 164V163H52V164H50V167L49 168H46V169H49L50 171H51V169L52 168H57V167H55L54 165H56ZM77 163V162H76ZM113 163H115L114 161H113ZM112 163V164H113ZM123 163H125V161L123 162ZM131 163V164H132ZM161 163V164H162ZM60 164V166H58V167H61L62 165V167L61 168H63L65 165L64 164H62L61 165ZM73 164H75V162L73 163ZM92 164V165H91ZM127 164V163H126ZM147 164V167L149 168V169H152V167L153 166H151L150 164L148 165ZM153 164H155V162L153 163ZM171 164V163H170ZM67 165V166H68ZM140 165H142V164H140ZM146 165V164H145ZM157 165V164H156ZM155 165V166H156ZM42 166H45L44 164L42 165ZM47 166V165H46ZM54 166V167H53ZM112 166H115V164H113ZM139 166V165H138ZM150 166V167H149ZM158 166V165H157ZM48 167V166H47ZM80 167H78V168H80ZM119 167H120V165H119ZM121 167H123V166H121ZM137 166H134V168L135 169H137L136 168ZM143 167H144V165H142V169H143ZM159 167V166H158ZM44 168V167H43ZM60 168V169H61ZM65 168V167H64ZM109 168V167H108ZM130 169L131 168H133V167H129ZM140 168H141V166H140ZM148 168L146 169V166H145V169H143V170H148ZM154 168V167H153ZM160 168V167H159ZM159 168H157L158 170H159ZM59 169V168H58ZM87 169V170H86ZM89 169V170H90ZM99 169V168H98ZM101 169V168H100ZM100 169H99V171H100ZM105 169H107V166L105 167ZM105 169H101V170H105ZM119 169V168H118ZM138 169H139V167H138ZM135 170V174H137V171H139V170ZM156 169V170H157ZM173 169V168H172ZM48 170V171H49ZM53 170V169H52ZM109 170V169H108ZM124 170V169H123ZM123 170H121V171H123ZM133 170V172H134V169H132ZM132 170L131 171H129V174L130 173H132ZM142 170V171H143ZM48 172V173H51V172H53V171H51V172ZM55 171H56V169H55ZM90 171H93L92 169L90 170ZM95 171H98L96 168H95ZM94 171V172H95ZM117 171V170H116ZM127 172V170L125 169L124 170V172ZM141 171V170H140ZM139 171V172H140ZM141 171V172H142ZM149 171V170H148ZM148 171L147 172H144V174L145 173H148ZM46 172H47V170H46ZM63 172V171H62ZM78 172V171H77ZM89 172V171H88ZM114 172V176H116V178H114V179H117L119 176H121V175H125V173H123L122 172V174L120 175L118 172H116V174H118L119 176H117L116 174H115V171H113ZM113 172H111V174L107 171V173L109 174V176H111V175H113L112 173ZM138 172V174L140 175V173ZM155 172H157V171H155ZM155 172H153V174H155ZM171 172V173H170ZM47 173V174H48ZM61 173V172H60ZM75 173V171L73 172V174ZM84 173V172H83ZM85 173H87V172H85ZM93 173V172H92ZM103 173V172H102ZM101 173V174H102ZM106 173V174H107ZM68 174V173H67ZM72 174V173H71ZM71 174L69 173L68 175H70L71 176ZM72 174V175H73ZM78 174H79V172H78ZM97 175V173H93V174H90L91 175V178L93 177V175ZM105 174V173H104ZM105 174V175H106ZM134 174V175H135ZM57 175V174H56ZM82 175V174H81ZM85 175H87V174H85ZM89 175V176H90ZM105 175H100L99 174V176L97 175L96 177L94 176V178H90V177H88V178H90V180L87 178V182H85V180H82V187H81V185L78 187L79 189V191L81 192V191H83L84 190V188H85V190L84 191H86V189H90V191H91V193H88V194H86L87 196L89 195L90 196V194L92 195L91 197H93V192L92 191H94V190H96V188H98V187H103V188H105V189H101L102 190V192L105 190V194H107L108 192H109V190H111V191H113V193L110 191V193H108V194H113L112 196L110 195L109 196V202H108V199L107 200H105L104 202L102 201L100 204H101V206L103 207V209L105 208V205H107V204H105V203H108V205L106 206V208L108 209L110 206H112V207H114L115 205L114 204H120V205H118L119 207H121V203H119V201L121 202V200H123L124 199V203H122V205L123 204H125V206L123 205L122 206V208H121V211H120V213L119 214H121L122 216H124V212L123 211H125V213H129L130 214V212H128L129 210H128V203L126 204L125 202L127 201V202H130L131 201V199H128V198H126V197H129V198H131L132 196H135L136 195V193H137V191H138V189H136V187L135 186H142V183H143V181H144V178H143V180L142 179H139L138 177H136V176H132L131 174V176L130 175H128V174H126V177H127V175L128 176H130L131 177V179L130 178H125V180H124V182L123 183H125L126 182V180H127V185L128 184H130L132 181H130V180H133V186H132V183L130 184L132 187L129 189V193H128V195H127V193L126 192H124V193H126V195H124V193H123V195L122 194H120V191H118L119 189H121V186H119L120 184H119V180L117 179V181H118V183H117V181H116V183L117 184H119L118 185V187H119V189L117 190V192H119V194L117 193H115L114 192V190H113V187H114V184L112 183V182H108L110 185H113V187L112 186H108V188H110L111 187V189H109L108 190V188L106 189V187H107V185H106V183H105V181H104V178H107V177H105ZM55 176V175H54ZM58 176V175H57ZM66 176V175H65ZM76 176H78L77 174L76 175H74V177L76 178ZM108 176V175H107ZM108 176V177H109ZM113 176V177H114ZM140 176H143L142 174L140 175ZM172 176H174V175H172ZM64 177V176H63ZM62 177V178H63ZM67 177V176H66ZM72 177V176H71ZM73 177V178H74ZM83 177H84V175H83ZM86 177V176H85ZM113 177L111 178V179H113ZM69 178V177H68ZM139 179L140 180V182L142 181V183H140L139 185H138V183H139V181L137 182V180L136 179ZM48 179V178H47ZM50 179V178H49ZM52 179H54L53 177H52ZM51 179V180H52ZM64 179V178H63ZM114 179L112 180V181H114ZM121 179V178H120ZM130 179V180H129ZM147 179V178H146ZM66 180H68L67 178H66ZM69 180H70V178H69ZM77 180H79V179H77ZM76 180V181H77ZM154 180H155V182H154ZM59 181V180H58ZM109 181V180H108ZM60 183L62 182V183H64V181H62L61 179H60V181H59ZM79 182V181H78ZM115 182V181H114ZM122 182V181H121ZM130 182V183H129ZM74 183H76V182H74ZM74 183H72V184H74ZM112 183V184H111ZM146 183V185H148L149 183L148 182H145ZM46 184V183H45ZM68 184V183H67ZM67 184H64V185H67ZM116 184V185H117ZM156 184H154V187L155 186H158V184L156 185ZM49 185V184H48ZM58 185H59V183H58ZM124 185V184H123ZM125 185H126V183H125ZM145 185V186H146ZM159 185V186H160ZM203 185V184H202ZM204 185H208V184H204ZM50 186V185H49ZM48 186V187H49ZM144 186V187H145ZM151 186V187H150ZM160 186V188L162 189V187ZM175 186H176V184H175ZM72 187H74V186H72ZM116 187V186H115ZM123 187V186H122ZM124 187H129V185L128 186H124ZM123 187V188H124ZM174 187V186H173ZM55 188H58V187H55ZM82 188V190H80ZM150 188H152L153 190H151ZM181 188V187H180ZM179 187H178V191H180L179 189H180ZM36 189V188H35ZM72 189V188H71ZM92 189H94V190H92ZM127 189V188H126ZM128 189L126 190L127 192H128ZM176 189V187L174 188V189H171L172 191L173 190H175ZM191 189V188H190ZM101 190H96V192L98 191V192H100L99 194H101ZM107 190H108V192H107ZM65 191V190H64ZM78 191V192H79ZM83 191V192H84ZM89 190H87V192H88ZM89 191V192H90ZM123 190H121V192H122ZM141 191H142V189H141ZM140 191V192H141ZM144 191H142L143 192V194L144 193H146V192H144ZM159 191V190H158ZM171 191V192H172ZM196 191V190H195ZM74 192H76V194H79L78 192H77V190H74ZM95 192V191H94ZM97 192V193H98ZM141 192V193H142ZM162 192V191H161ZM170 192V191H169ZM205 192V191H204ZM208 192V191H207ZM207 192L204 194L205 195V199H204V201H208V199L210 198L209 197V194L207 195ZM209 192H211V191H209ZM216 192H217V190H216ZM218 192H219V190H218ZM217 192V193H218ZM221 192V191H220ZM219 192V193H220ZM61 192H59V194H60ZM86 193V192H85ZM188 193V192H187ZM214 193V192H213ZM219 193L217 194V198H218V196H219ZM18 194V193H17ZM58 194V195H59ZM71 194H72V196H75V195H73V190H72V192H71ZM75 194V193H74ZM81 194V193H80ZM84 194V193H83ZM83 194H81L80 196H82ZM96 194V193H95ZM103 194V193H102ZM104 194V195H105ZM107 194V195H108ZM116 194V195H115ZM170 194V193H169ZM179 194V193H178ZM192 194V193H191ZM20 195H21V193H20ZM37 195V194H36ZM35 195V196H36ZM85 194H84V196H86ZM114 195H115V197H114ZM121 195V197L123 196V199L121 198H119V197H116V196H120ZM139 195H140V193H139ZM146 196H149V195H147V194H145ZM145 195H144V198H145ZM187 195H189V194H187ZM211 195V194H210ZM215 195H216V193H215ZM71 196V197H72ZM77 196V198H75V197H73L72 199L75 201L76 200V202H73V207L71 208V210H73L74 209V207H76V206H79L78 204H77V199H79L80 201H81V199H80V197H79V195H76ZM96 196V195H95ZM106 196V195H105ZM177 196V195H176ZM176 196L174 197V198H176ZM212 196V195H211ZM41 197V196H40ZM39 197V198H40ZM113 197H114V199L115 200H117L116 202L117 203H114L115 202V200L113 199ZM126 199H128V200H126ZM193 197V196H192ZM195 197V196H194ZM193 197V198H194ZM220 197H222V196H220ZM220 197L216 200V202L217 201H219V199H220ZM33 198V197H32ZM35 198H37L38 199V197L36 196ZM41 198H43V196L41 197ZM45 198V197H44ZM107 198V197H106ZM134 199H135V197H133ZM137 198H138V196H137ZM140 198V197H139ZM173 197H172V199H174ZM177 198L179 199V195L177 196ZM181 198V197H180ZM202 198V197H201ZM204 198V197H203ZM214 198V196H212V199ZM93 199H97V197H93ZM92 198L90 199V200H93ZM110 199H112V200H114L113 202H111L110 201ZM118 199H120L119 201H118ZM169 199V198H168ZM167 199V201H168V203L170 202V204H171V202H172V200H168ZM184 199V198H183ZM21 200V199H20ZM25 199H23L22 201H24ZM72 200V201H73ZM78 200V201H79ZM143 200V199H142ZM154 200V199H153ZM156 200V199H155ZM34 201L35 200H33V204H36V203H34ZM38 201H39V199L38 200H36V202L38 203ZM40 201H42V199L40 200ZM39 201V202H40ZM44 201V200H43ZM96 201V200H95ZM94 200L92 201L93 202V206H95L94 204V202H95ZM134 200L132 199V202H133ZM140 201V200H139ZM138 201V204H140L142 207L140 208V209H143V201H142V203H140ZM158 201V200H157ZM204 201L202 202L201 201V203L200 204H204ZM223 201V200H222ZM25 202H27L26 200H25ZM29 202H32V201H30L29 200ZM86 202H89V201H86ZM85 202V204L88 206V207H92V206H90V205H88V204H91L92 202L90 201V203H86ZM135 202V201H134ZM137 202V201H136ZM146 202V201H145ZM165 202V201H164ZM164 202H162V201H160V203H164ZM176 202V201H175ZM174 202V203H175ZM178 202V201H177ZM189 202V201H188ZM78 203H80L81 205H82V203L81 202H78ZM102 203H104V205L102 204ZM109 203L111 204V205H109ZM114 203V204H113ZM131 203V202H130ZM129 203V207H131V205L133 204L134 205V203H132V204H130ZM148 203V202H147ZM149 203H151V202H149ZM159 203V202H158ZM173 203V202H172ZM194 203V202H193ZM209 203H212V202H209ZM17 204V206H20V204L18 205V203H16ZM22 204V203H21ZM28 204V203H27ZM30 204V203H29ZM32 204V203H31ZM39 204H41V202L39 203ZM38 204V205H39ZM98 204H99V202H98ZM98 204H96L97 206H95L96 208H97V212H99V209H100V212L103 210L102 208H100L101 206H100V204L98 205ZM138 204H137V206L136 207H138ZM165 204V203H164ZM167 204V203H166ZM166 204H165V206H166ZM203 204H202V206H203ZM206 204V203H205ZM212 204H216V203H212ZM14 205V207L16 206L15 204H13ZM26 205V204H25ZM37 205V206H38ZM42 205V204H41ZM74 205H76V206H74ZM114 205V206H113ZM139 205V206H140ZM144 205H145V203H144ZM147 205V204H146ZM161 205V204H160ZM159 204L158 205H153V203L151 204V205H149V206H151L150 207V213L149 214H151V215H148L149 217H150V219H154L155 218V220H153V221H157L156 223H154V222H152V220H150V222L152 223V224H155L156 226H155V228H157V229H155V228H150V230L151 231H153V230H156V233L158 234V232H157V230L159 229L160 230V232H161V234H160V232H159V234L157 235V236H154L155 237V240L157 241H159V242H162L164 239H166L167 237H168V235H169V232L170 233H173V234H177V233H179L180 232V230L182 229V225L181 224H179L178 222H177V220L174 218V215L175 214H173L174 212H175V208H173L172 206L174 205H171V208H167L168 209V211H171V212H168V211H166L167 213H163V212H161L160 211V209H162V206H161V208L160 207H158V206H160ZM179 205V204H178ZM177 205V206H178ZM185 205V204H184ZM191 205V204H190ZM189 205V207H192V206H190ZM7 205H5V207H6ZM9 206V205H8ZM11 207H12V205H10ZM22 206H24V203H23V205ZM21 206V207H22ZM87 206H84L83 208L85 209V210H83L82 209V206H80L81 207V209L83 210V211H88V207ZM118 206H116V209H118ZM127 206V210L128 211H126V209H125V207ZM170 206V205H169ZM207 206V205H206ZM20 207V208H21ZM25 207V206H24ZM23 207V208H24ZM27 207V206H26ZM29 207V206H28ZM32 207V206H31ZM30 207V208H31ZM35 207H36V205H34L32 208H34L35 209ZM85 207H87V208H85ZM98 207H99V209H98ZM112 207H110L109 209H111ZM124 207V208H123ZM145 207V206H144ZM167 207H168V204H167ZM176 207V206H175ZM183 207V206H182ZM189 207H187V208H189ZM19 207H17V210H19L18 209ZM23 208H22V210H23ZM30 208L28 209V210H30ZM31 208V209H32ZM43 208V207H42ZM76 208H78L79 209V207H76ZM180 208V207H179ZM184 208H186V207H184ZM203 208V207H202ZM1 209V208H0ZM4 209V208H3ZM7 209V208H6ZM6 209H5V211H6ZM78 209H77V211H78ZM91 209V208H90ZM90 209H89V211H90ZM106 209V210H107ZM122 209H124V210H122ZM130 209V208H129ZM131 209H132V207H131ZM139 209V210H140ZM164 209V208H163ZM170 209V210H169ZM182 209V208H181ZM181 209H179V210H181ZM2 210V209H1ZM9 209H7V211H8ZM10 210H12V209H10ZM15 209L13 208V213H14V216H15V214H18V213H15V211H14ZM21 210V211H22ZM25 210V209H24ZM41 210V209H40ZM75 210V209H74ZM73 210V211H74ZM113 210V215L115 214L116 216L118 215V213H116L117 211L119 212V210H114V208L112 209ZM112 210H109L110 212L112 211ZM136 210H138V208L136 209ZM139 210L137 211V212H134V213H139ZM144 210V209H143ZM143 210H140V212L141 211H143ZM147 210V209H146ZM145 210V211H146ZM149 210V209H148ZM148 210H147V212H148ZM182 210H184V209H182ZM4 211V210H3ZM4 211V212H5ZM20 211V210H19ZM32 211V212H31ZM35 210H30V212H29V214H28V211H27V209H26V214H28V215H26L25 213H23L24 215L23 216H20V218L21 217H23V219H26L27 221H25V220H21L20 218L19 219H17V220H21L20 222H22V223H20V226H22L23 225V227L24 226H29V224L30 223H32V221L33 220H35V218L36 217H38V215H36L35 214V212H34ZM36 211H37V207H36ZM72 211V212H73ZM77 211H75V213H76V215H77ZM105 211V210H104ZM108 211V210H107ZM186 211V210H185ZM192 209H191V211L189 212V209H188V211L186 212V213H192ZM222 211V210H221ZM41 212V211H40ZM39 212V213H40ZM81 212V211H80ZM79 212V213H80ZM100 212H99V214L98 213H96V214H98V216L100 215L101 216V214H100ZM144 212V211H143ZM180 212V211H179ZM179 212H177V214L179 213ZM1 213V212H0ZM6 213H8V212H6ZM5 213V214H6ZM9 213H11L10 211H9ZM9 213L7 214L8 215V217H9ZM74 213V214H75ZM78 213V214H79ZM133 213V214H134ZM142 213V212H141ZM183 213H185V212H183ZM195 213V212H194ZM196 213H198V212H196ZM1 214H4L3 212L1 213ZM0 214V215H1ZM5 214H4V216H5ZM12 214V213H11ZM11 214H10V217H11ZM22 213L20 212V215H21ZM38 214V213H37ZM81 214V213H80ZM78 215V216H81V215ZM205 214V213H204ZM25 215H26V218H24L25 217ZM76 215H74V216H76ZM121 215H118V216H121ZM132 215V214H131ZM181 215H182V212H181ZM184 215V214H183ZM186 215V214H185ZM217 215H219V214H217ZM14 216H12V217H14ZM16 216H18V215H16ZM40 216V215H39ZM117 216V217H118ZM126 216H128V217H126ZM126 216H124V217H126V218H129L130 219V215H126ZM130 216V217H129ZM189 216V215H188ZM11 217V218H12ZM33 217H34V219H33ZM77 217V216H76ZM75 217V218H76ZM82 217H83V215H82ZM103 217V216H102ZM107 217H109V220H110V216H108V215H105L104 216V218H106L107 220H108V218ZM117 217H116V219H112L111 218V220H112V224H115V225H117V223L115 222V221H117L118 219H117ZM132 217H133V215H132ZM142 217H144V215L142 216ZM146 217V216H145ZM148 217V218H149ZM220 217V216H219ZM4 219H7V218H5V217H3ZM119 218V220H120V218L121 217H118ZM134 218V217H133ZM148 218L146 217V223H145V220H144V223H142V225H144V224H149L150 222H149V220H148ZM9 219V218H8ZM7 219V220H8ZM14 219V218H13ZM77 219H79V218H77ZM81 219V218H80ZM124 218L122 217V220H123ZM128 219V220H129ZM140 219H142L141 217H139V220ZM1 220V219H0ZM3 220V219H2ZM113 220H115V221H113ZM126 219H124V221H125ZM128 220H126V222L128 221ZM132 220V219H131ZM137 221V220H135V222L137 221V222H141V221ZM147 220H148V222H147ZM195 220H197V219H195ZM215 220V219H214ZM13 221V220H12ZM14 221H15V219H14ZM23 221L25 222V225H24V223H23ZM29 221V222H28ZM124 221H121V223H124ZM194 221V220H193ZM199 221H200V223H201V225H204V227H206L205 225H207L208 223L210 224L211 222L210 221H208L207 219H206V217H204V218H202L201 220L199 219ZM6 222V221H5ZM11 222V221H10ZM10 222H9V224H10ZM114 222V223H113ZM118 222V221H117ZM125 222V223H126ZM133 222H134V220L133 221H131V222H127V226H128V223H130V226H128L129 227V229H131V232L129 233V235H131V237L129 238L128 236H126L127 238H129V240H130V242L132 241V244L134 243L135 244V242L136 243H138L139 244V246L141 247L145 242H146V237L144 238L145 239V241L143 242V240H141L142 238H143V235H144V233H145V231H147V234L149 233V228L146 230V226H144L143 227V230H144V233L143 234H141L140 232H141V226H139V224H137V223H135V224H133ZM213 222V221H212ZM0 223H3V222H1L0 221ZM15 223H17V222H15ZM35 223V222H34ZM33 223V224H34ZM119 223V222H118ZM121 223H119L120 225H121ZM181 223V222H180ZM6 224V223H5ZM4 224V225H5ZM8 224V223H7ZM131 224H133V225H131ZM151 224V225H152ZM208 224V225H209ZM215 224V223H214ZM221 224V223H220ZM11 225L13 226V224L11 223ZM16 225V224H15ZM14 225V226H15ZM31 225V224H30ZM125 225V224H124ZM123 225V226H124ZM125 225V226H126ZM150 225V224H149ZM150 225V226H151ZM1 226V225H0ZM3 226V225H2ZM32 226V225H31ZM30 226V227H31ZM113 226V225H112ZM118 226V225H117ZM124 226V227H125ZM210 226V225H209ZM9 227H10V225H9ZM16 228H17V226H15ZM18 227H19V225H18ZM22 227V228H23ZM33 227V226H32ZM115 227V226H114ZM121 227H122V225H121ZM120 227V228H121ZM146 227V228H145ZM151 227H153V225L151 226ZM203 227V226H202ZM208 227V226H207ZM16 228H14V230L16 229ZM25 228V227H24ZM23 228V233L25 232V230L26 229H24ZM118 228H119V226H118ZM117 228V229H118ZM119 228V229H120ZM145 228V229H144ZM0 229H3V227H1ZM33 229V228H32ZM125 229H126V227H125ZM125 229H124V231H123V233L125 232ZM210 229V228H209ZM212 229V228H211ZM4 230V229H3ZM5 230H7V227H6V229ZM18 230V229H17ZM20 230V235H21V233H22V231H21V229H19ZM126 230H128V228L126 229ZM158 230V231H159ZM8 231V230H7ZM9 231H11L10 229H9ZM119 230H117V232H118ZM4 232V231H3ZM16 231H14L13 233H15ZM28 232H31V231H28ZM32 232H34V230H32ZM31 232V233H32ZM35 232H36V228H35ZM34 232V233H35ZM114 232H115V230H114ZM143 232V231H142ZM2 233V232H1ZM4 233H6V232H4ZM3 233V234H4ZM10 232H8V234H9ZM18 233V234H19ZM22 233V236L24 235ZM113 233V232H112ZM126 233H127V231H126ZM156 233H153V235L154 234H156ZM17 233H15V236L13 235L12 237L13 238H10L11 240L10 241H12L17 235H18ZM29 233H27L26 235H28ZM119 233H117V236L115 235V237H119L120 235H118ZM120 234H122V233H120ZM139 234L142 236V238H140L139 237ZM18 236V238H20V237H22V236ZM25 235V236H26ZM122 235H124V234H122ZM121 235V237H123ZM126 235V234H125ZM124 235V236H125ZM146 235V234H145ZM144 235V236H145ZM153 235H149L148 234V236L147 237H149V236H152L151 238H153L154 239V237H153ZM5 236V235H4ZM8 236V239H9V236H10V234L9 235H6L5 237H7ZM0 237L2 238L3 236H1V234H0ZM11 237V236H10ZM114 237V235H113V237H111V238H113L112 240H114L113 241V243L115 242V244H116V242H119L118 240H119V238H118V240L116 241V238ZM139 237V238H138ZM156 237H157V239H156ZM17 238V240H23L24 239V237H23V239H18ZM30 238V237H29ZM115 238V239H114ZM150 237H149V239H151ZM3 239H5L4 237H3ZM27 239H28V237H27ZM122 239V238H121ZM25 240V239H24ZM32 240H33V238H32ZM112 240H111V242H112ZM140 240V241H139ZM155 240H153L154 242H155ZM10 241H9V243H10ZM30 241H31V239H30ZM35 241V240H34ZM121 241V240H120ZM139 241V242H138ZM147 241H149V242H151L150 240H147ZM152 241V242H153ZM1 242V241H0ZM6 242H8V240L6 241V239H5V243ZM13 242H14V240H13ZM11 243V245H7V244H9V243H6V245H5V247L7 246L8 248H10V250L13 248V250H14V247L15 246H17V245H15L14 247H12L13 245L12 244H15V243H18V241H16L15 240V243ZM32 242V241H31ZM30 242V243H31ZM123 242H124V240H123ZM130 242H128V243H130ZM143 242V243H142ZM148 242V243H149ZM22 243V242H21ZM28 243V242H27ZM105 243H106V241H105ZM105 243H104V246H105ZM112 243V244H113ZM121 243H122V241H121ZM120 242L118 243V244H121ZM126 243V245L128 246V244H127V242H125ZM1 244V243H0ZM2 244H4V243H2ZM32 244V243H31ZM118 244H116V246L115 247H117V246H121V245H118ZM133 244V245H134ZM26 242H25V247H26ZM103 245V244H102ZM101 245V246H102ZM107 245V244H106ZM122 245H124L123 243H122ZM122 246L119 250H122V248L123 247H125V249L126 250H130L129 252L127 251V253H126V250L125 249H123V251H125V253H126V255H125V253H124V255L126 256V257H128V255H130L131 256V254H135L136 253V250H137V248H138V245H134V247L136 248V250H132L134 247L133 246H129V248L127 247V246ZM4 246V245H3ZM9 246H11V247H9ZM22 246H24V244H22ZM21 246V247H22ZM0 247H1V245H0ZM6 247V248H7ZM29 247H30V245H29ZM28 247V249H30ZM112 247H114V245L112 246ZM131 247H133V248H131ZM3 248V247H2ZM17 248V247H16ZM22 248H24V247H22ZM21 248V249H22ZM27 248V247H26ZM101 248H103V247H101ZM128 248V249H127ZM134 248V249H135ZM28 249L26 250L27 252H28ZM117 249V248H116ZM4 249H2L1 251H3ZM6 251L5 252H1L0 254H2V253H6L7 252V249H5ZM9 249H8V251L9 252H7V255H9V253L11 252ZM103 250H105V248H103ZM17 251V249L15 250V252ZM24 251V254H25V249L23 250ZM113 251H115V250H113L112 249V253H113ZM123 251H122V255H121V253H116V254H120L122 257H124L123 256ZM132 251V252H131ZM19 252V251H18ZM21 253H22V250L20 251ZM118 252V251H117ZM133 252H135V253H133ZM150 252L152 253V254H154V256H152V254H150ZM11 253H13V252H11ZM112 253H110V254H112ZM114 253V254H115ZM129 253V254H128ZM142 253H144V252H142ZM145 253H147V256L150 254V256H152L153 258H155L156 259V261L158 260L159 261V263L161 264H166V261H168V262H174V259H172V258H169L168 256H167V254H166V252L164 251V249L163 248H161V251H160V254H158V253H156L155 254V252H153L152 250H149V252H145ZM144 253V254H145ZM222 253V252H221ZM220 253V255H222ZM14 254V253H13ZM16 254V253H15ZM19 254V253H18ZM115 254V255H116ZM3 255H5V254H3ZM11 255V254H10ZM17 255V254H16ZM26 256H27V253L25 254ZM29 255V254H28ZM119 255V256H120ZM157 255H159L160 256V259H158L159 258V256H158V258L156 257ZM217 255H219V254H217ZM2 256V255H1ZM0 256V257H1ZM6 256V255H5ZM5 256H3L1 259L4 261V262H6L5 260L8 258L7 256L5 257ZM18 256H20V255H18ZM22 256H24V255H22ZM100 256H101V258H100ZM100 256H98V258H99V260H101V259H103V261L101 260V262L100 261H98V259H96V261H98V262H100V263H98L97 262V264H102V262H103V264H105L106 263V261L105 260H108L109 259V257H111V256H106L108 259H106V257L104 256V255H100ZM102 256H104V258H102ZM117 256V255H116ZM119 256H117V257H119ZM120 256V263H122L123 262V260H121V259H123L122 257ZM143 256L144 255H139V258L140 259H138L137 258V260H140V261H142V259H143ZM216 256V255H215ZM223 256V255H222ZM226 256V255H225ZM10 257V256H9ZM15 257V256H14ZM21 257V256H20ZM115 256L113 255V258H114ZM126 257H124L125 259H126ZM141 257H142V259H141ZM145 257H146V255H145ZM144 257V258H145ZM149 257V256H148ZM148 257H146V260H147V258ZM149 258L150 260L152 259V261L153 260H155V259H153V258ZM221 257V256H220ZM6 258V259H5ZM18 258V257H17ZM214 258V257H213ZM217 258H219V257H217ZM217 258H215V259H217ZM227 259L229 258V257H226ZM1 259H0V261H1ZM13 258H12V256L10 257V259L9 260H7L8 262H9V264H11L10 263V260H12ZM16 259V258H15ZM23 259H25V258H23ZM111 259V261H113L112 262V264H114V261L115 260H113L112 258H110ZM110 259H109V261H110ZM115 259H116V257H115ZM135 259V258H134ZM134 259L132 260V264H134V262H136V259H135V261H134ZM18 260V259H17ZM16 260V261H17ZM118 260V259H117ZM144 260V259H143ZM218 260V259H217ZM229 260V259H228ZM3 261H1L2 263H3ZM15 261V260H14ZM15 261V262H16ZM96 261L94 262V264H96ZM104 261H105V263H104ZM108 261V262H109ZM110 261V262H111ZM125 261V260H124ZM134 261V262H133ZM139 261V262H140ZM158 261L156 262V263H158ZM0 262V263H1ZM12 263H13V261H11ZM14 262V263H15ZM138 262V261H137ZM144 262V261H143ZM142 262V263H143ZM148 262H149V260H148ZM218 262H220V259H219V261H217V263ZM118 263V261L115 263V264H117ZM120 263H118V264H120ZM124 263V262H123ZM122 263V264H123ZM142 263H140V264H142ZM145 263H147V262H145ZM150 263H152V264H155L154 263V261L153 262H151L150 261ZM4 264V263H3ZM6 264V263H5ZM8 264V263H7ZM108 264V263H107ZM111 264V263H110ZM131 264V263H130ZM136 264V263H135ZM147 264H149V263H147ZM202 264V263H201ZM219 264V263H218Z\"/></svg>",
  "mask_w": 264,
  "mask_h": 264
},
{
  "label": "water",
  "instance_id": "95a60500",
  "mask_svg": "<svg viewBox=\"0 0 264 264\" xmlns=\"http://www.w3.org/2000/svg\"><path fill=\"white\" fill-rule=\"evenodd\" d=\"M259 33H260V57H261V67H262L260 163H261L263 185H264V0H261L260 2Z\"/></svg>",
  "mask_w": 264,
  "mask_h": 264
},
{
  "label": "built area",
  "instance_id": "2783aa9c",
  "mask_svg": "<svg viewBox=\"0 0 264 264\" xmlns=\"http://www.w3.org/2000/svg\"><path fill=\"white\" fill-rule=\"evenodd\" d=\"M179 127H180L179 121H177L176 123L173 124V128L179 129ZM204 190L213 191V192L216 191V189H215V187L213 185H211V184H209V186L208 185H204V186H202V189L198 193L202 197H203Z\"/></svg>",
  "mask_w": 264,
  "mask_h": 264
}]
</instances>
